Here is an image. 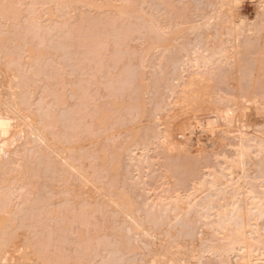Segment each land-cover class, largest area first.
<instances>
[{
	"label": "bare ground",
	"instance_id": "1",
	"mask_svg": "<svg viewBox=\"0 0 264 264\" xmlns=\"http://www.w3.org/2000/svg\"><path fill=\"white\" fill-rule=\"evenodd\" d=\"M97 1H99V0H95V1H93V0L92 1L91 0H0V264H39V263L40 264H63V262H64V261L61 262L60 260H59L60 262L57 261L55 259V257L53 259L49 260V257L45 256L47 258L44 259L43 256L45 255L46 252H48V251L44 250L45 247H47V245L45 247H43L41 245V243L40 244L33 243L35 241V240L33 241V239H32L33 242L31 243V242H29L31 240L27 239V238H29V237H27V235H26L27 241L25 240L26 241L25 242L24 240H22V238H23L22 234H24L26 231L21 233V231H22V230H20L21 225H20V227H18L19 226L18 223L16 224L18 219L16 218L17 219V221H16L14 218H12L13 213H14V211H13L14 209L12 210V208H11L12 205L10 206V204H8V202H9L8 198L11 197L10 195L13 194L14 192H16V194L14 193V195L16 196L18 194L17 191H19V194H18L19 198H20L19 195H22V194H20L21 190H22V193L24 192V190H26V195H28L30 193V195H28V196L33 197V195L38 192V190H37V192H35V191L38 188V184L41 183V181H42V180L39 181V178H41V177H42L41 179H43V182L41 184L47 187V189H45L46 187H44V190L48 191L46 194L48 195V193H51L50 195H48V197H47L48 199L53 200V197L54 198L57 197L56 195H58V194L59 195L60 194L65 195L66 194V195L70 196V197L68 196L69 200L70 199L73 201L76 200V202H74V203L80 202L79 204L83 205L81 207V209L86 208V210H83V211H88L91 213L92 211H95V209H97V208H99V210L104 209V210H102V212H103L102 216H101L102 218L98 217V220H99V218L101 220V225L103 227V230L104 231L106 230V233L108 235L113 234L114 236H116L115 238H118L116 240H118L117 242H119L121 244V246H120L121 251L122 250L128 251V254L132 253V252H133L132 254H134L135 252H140L139 254L141 255V258H142V256H145V255L151 256L150 257L151 260L149 259V261L151 262L150 264H207L208 262L206 263L204 260V258L206 256H208L211 264H264V123H262V125H258L257 123H255L256 121L253 124H251L253 120L252 121L250 120L251 123L248 122L249 119H248V121H246V118L247 117L249 118V117H251L250 115H252V113L250 111H253V114L255 113L253 116H256V114H261V116H264V100L261 99L262 98L261 95H260L261 98H259L260 97L259 94H261V93L258 94L257 93L258 91L253 90V89H255V87H256V89H258V88L262 89L263 87H261V86H264V0H255L254 2H256V4H254V2H253V4L255 5V9H253L254 11H253V17L252 18L245 16L239 10V6H240L239 4H241L240 1H242V0H175L174 4H173L174 0L173 1L171 0V2H169L170 0L169 1L168 0H151V3L153 4L154 9L151 8V10H153V12L151 13L150 23H149V21H147L145 16H144V18L146 19L147 23L150 24L149 26L152 27V30L150 31V33L153 32V34H152V36L151 35H149V36L153 37V35H154L153 40L155 39L157 41V43L155 44V49L153 48L154 53L152 52L153 55L151 56V57H153L152 60H153V65H154V75L155 74L157 75L159 73L158 74V76H159L161 73L163 78L162 79L160 78V79L162 81H164V83L166 84L165 85L166 88L164 90L166 91V89H167L169 91L168 96H174L177 93V91H178L177 89L183 83V81H184L183 77L185 76L186 72H188V71H189V73H190V71L192 72L194 79H195V80H192V82H188V83H190L189 88L190 87L191 88H190L189 92L191 91V93L193 91L192 85H194V89H195V87H197V86H195L196 84H198V86H200L198 88L199 91L202 90V89H200L201 85H199V84H202L203 88L206 85L209 87V84H213V86H211L212 87L211 89L215 90V88H216L215 86L217 85L215 81H217V80L220 81V79H222V81L217 82V83L223 84L225 82L226 85L230 86L229 88L232 87L233 93H231L230 95H228V93H226V91L224 92L223 90L217 88L218 91L224 92V94L222 93L223 95H219L221 93L218 92L219 96L217 98V102H219V103H217L216 100L215 101L213 100L215 102L214 104H216L215 106H217V107L216 108L214 107L215 109H213V107H212V109L210 108L211 110L209 109L210 110L209 113H211V115L208 118H206V116H203L206 119L203 120L202 123L199 121L198 122L205 125L203 127L201 125H199V126H201V128H204L207 126H213L214 123L221 122L223 124V126L225 127L224 130L221 128V130H223L222 131L223 134H225V137L226 136L229 137V138L226 137L224 140H228V143L230 141L231 142L233 141V142L232 143L230 142L228 144L229 151H231L230 152L231 155H227L226 153H221V154L219 153V154L215 155V159H216V162L218 164L217 168H215V167L212 168L210 165L211 169L207 168L202 173V177L200 175L199 179L197 178L198 181L195 180L194 181L195 183L192 181L193 186L191 185L192 187H190L189 192L187 191V193H183V194H181V193L175 194L174 193L172 195L171 194H169V195L164 194L162 197L161 196L157 197V195H155L156 198H154V200L151 199L150 202H147V201H149V199L144 198L147 190L145 192H143L145 189L142 188V187H144V184L142 183L143 180L141 178L142 171L145 170V168H147V170H148L149 166H151L150 164L152 161V160L150 161V159H149L150 157H148V150L146 149V147L144 146V144L141 140V138H143L142 136H144L147 133L146 132L147 130H145V129H144L145 134L141 131V130H143L142 129V125H143L142 122L143 121H137V120H136V122L133 121L134 123L133 124L131 123L132 126L130 125V127L127 126L128 124L126 125L127 129H129L128 130L129 134L127 135V137H130V141L128 140L129 143L125 148L121 147L122 150L124 149L123 151L120 150V146H122L123 142H125L124 140L127 138V137H124L125 135H123L122 138H125V139L123 141L120 140L122 144L121 143H120V145L116 144V146H115V147L119 146L118 149L120 152H115L113 149L115 147L112 146L113 147L112 151H114V152H112V151L110 152V150H109V152L112 154L114 153L113 154L114 158L109 159L110 162L108 160V156H110V155L108 154L109 152H107V150L110 149L111 147L107 149V148L100 145L101 142H103V141L106 142V140L102 141L100 139L101 141H100V144H98V145L101 148H97L96 147L97 145H95L96 143H99V142L91 143L92 148H93V145H95V147L97 148V149L91 148L92 150L95 149L94 150L95 152L94 151L91 152V154L94 153V155L92 154L93 157H91V158L92 159L94 158L93 160H95V162H97L96 164H98L97 168L99 171L97 170V168H95L97 165H94L95 167L93 166V168L90 167V169H89V170H91V168H92L95 172L93 170L89 171L88 169H87L88 171H86V170H84L83 165H82L83 166V168H82V166H81L82 163L80 165H78L79 164L78 161H80V160L77 161V159L75 160L72 158L75 152H76V154L79 152L82 155H84L85 154L84 152H86L85 150L83 151L84 154L81 152V150L83 148H82V144H79V140L81 139L80 137L78 139L73 138L74 142H73L72 138L69 139V137H71V136L69 135L70 133H68L69 129L67 127L71 128L70 125L71 126L73 125L72 124L73 122L71 119H74L73 118L74 116H72L71 118L67 117L68 118V119H66L67 125L62 124V126H63L62 130L67 129L66 131H64L62 133L61 132L62 130L60 129L61 128L60 125H59L60 128H58V126H56L57 127V131H56V128H54L56 122H52L54 125H51L52 123H50L54 119L57 120V117L59 118L60 114L57 117H55L56 113L53 115L54 111L52 113L51 112L52 110H51L50 114H52L55 117V118L53 117V119H52L51 118L52 116H50L49 113L46 114L47 117L45 114L42 115V113H39L40 112V103L37 102V105H35V107H33V108L29 106L31 104L28 103L29 104L28 105L26 103L28 101L27 98H29L28 93H30V94H31V92L37 93L43 87L44 84H48V83H46L48 81L44 82L43 77H41L43 72H40V70L38 72V69L35 70L36 68H34V67H36L34 65L38 64L39 61L41 60V57L44 54V49H45L44 47L45 46L57 48V46H55L53 43L48 42L49 43L48 44L47 42H45L46 41L45 40V34L49 31L56 30V29L57 30H63L64 28H66V26L68 24H70V26H67V29H64V31H63L65 36L64 37L62 36L63 38L69 37V39H70V35H73L71 33L73 29H70L69 27H71L73 25H71L72 22L70 23V21H68V19L70 17H72L70 14V12L72 10H74V9L76 10V8H78V7L79 8L81 7L82 9H83V7H88V8L98 10L100 13L105 12L108 16L115 17V19H116V17H121V16H128L129 17V15L133 12V10L136 9L134 11V13L135 12L138 13L137 16H139L140 19H142L141 14L139 15L140 12H138L137 7L134 8V5H133L134 2L132 3V0H120L119 2H117L115 0H102V3H101V1H99L100 4L96 3ZM116 2H117V4H116ZM139 2H141V1H139ZM170 3H172V4H170ZM179 3L181 4V6ZM176 4H178V5H176ZM143 5H145V4H143ZM173 5H175V6H173ZM197 6H198L199 11L196 10V11H198L196 14L195 9H197ZM200 6H201V9H199ZM140 7H141V5H140ZM192 9H194L192 12H194L196 14V16L197 15L199 16L198 17L199 21L197 20L198 21L197 22L195 19L196 23L194 25H190L189 24L190 21H188L187 23L190 26L185 27V29H183L182 27H180L181 24L185 23V21H187V20H191V22L193 21L191 19V16L193 14H192V12H190ZM142 10H144V9H142ZM142 10L140 9L141 12H144ZM105 13L103 15H105ZM186 13L189 14V15H187L188 19L187 20L185 19L183 22V19H184L183 16H185ZM190 13L192 15H190ZM69 14H70V16H69ZM146 14H147V12H145V15ZM76 15H78V14H76ZM96 15L100 16V14H96ZM196 16H195V18H197ZM66 17L68 19H65ZM185 18H186V16H185ZM80 19H78V20H80ZM108 20L110 21L111 19L108 18ZM142 20H141L139 26H141V23H143L142 25L144 27V24H146V21H144V20L142 21ZM88 21H87V23H88ZM112 22L114 23V21H112ZM185 25H186V23H185ZM75 26L76 27H73L74 29L78 27L76 24H75ZM85 26H87V25H85ZM146 26H147L148 31L146 28H144V29H146L144 31H146V35H147V34H149L147 32H149L150 27L148 25H146ZM140 28L138 30H140ZM135 29H136V27H135ZM77 30L78 29L73 30V31L75 32ZM186 31H190L191 34H193L192 35V36H194V37H192L193 39H190L191 37H189V39L187 38L189 41L188 40H185V41L181 40V38L183 39L184 34H186L185 33ZM135 32H136V30H135ZM93 33H95V32H93ZM143 33L141 32L140 36H142ZM99 34H100V32H99ZM107 34H109V33H107ZM187 34L189 36V33H187ZM80 35L83 36V33ZM111 35H112V33H111ZM149 36L147 35V37H149ZM76 37H78V36H76ZM138 37H139V34L137 35V38ZM185 38H186V36H185ZM139 39L140 38H138V40ZM178 39L181 40V42H183V43H181L180 41L178 43V41H177ZM75 41H74V43H75ZM154 41H153L152 45H150V46H149V44H151V42H149V44H147V46H149L150 49H151V46H154L153 45L155 43ZM58 42H59V40H58ZM186 42H187V44H186ZM140 43H141V40H140ZM50 44H52V45H50ZM64 44H66V43H63V42L61 43L63 48L65 46ZM184 44H186V45H184ZM42 45H45V46L43 47ZM68 45H71V44L68 43ZM68 45H67V47H68ZM144 46H145V43H144ZM93 48H94V45H93ZM144 49H145V47H144ZM146 50H149V49H146ZM151 51H152V49H151ZM148 55L150 56L151 54L149 53ZM87 56H89V55H87ZM114 56H115V54H114ZM138 58H139V56H138ZM152 60H151V62H152ZM42 62H43V60H42ZM149 64H151V63H149ZM24 65H25V67H24ZM132 67H133V65H132ZM149 67H151V66H149ZM149 67H148V69H149ZM156 67H157V70H155ZM23 68L25 69V72L27 73V75L26 74L24 75V72L22 73V71H24ZM40 68H41V66H40ZM136 68H137V66H136ZM134 69H132V70H134ZM141 70H142V68H141ZM152 70H153V68L151 69V72H152ZM127 71H129V70H127ZM131 72H134L131 74H134L133 76H135V71H131ZM137 72H139V70ZM151 72H149V73H151ZM94 73H96V71ZM128 73H130V72H128ZM128 73H125L124 77H126V75ZM140 73H142V72H140ZM149 73L147 72V76ZM143 74H144V76L146 75L145 73H143ZM99 75L101 76V74H99ZM99 75H98V77H99ZM117 75H118V73H117ZM154 75L151 76V74H150V77L152 78V77H154ZM52 76H51V78H52ZM93 76H95V75H93ZM136 76H138V74H136ZM158 76H157L158 79L156 80L155 79L156 77H155V78H153V79H155L153 81H155V82L159 81V77H161V76H159V77ZM188 76H189V74H188ZM190 76L193 77L192 75H190ZM48 77H50V76H48ZM55 77H56V75H55ZM140 77H141V79L138 80ZM44 78L47 79V76L45 75ZM80 78L81 77H79V80H80ZM95 78H97V77H95ZM118 78H120V77H118ZM143 78L144 77L142 76V74H140V76L135 77V78L132 77V80L134 79V81H135V79H136V81H137L136 84H135L136 81L135 82L133 81L134 82L133 84L131 83L132 86L135 84L134 88L132 87V89L133 90L137 89V90L135 91L136 92L135 96H133V95H131V96H133V98L136 97V95H137V98H139V96H140V98L138 100L142 99V97H143L142 95L145 94L146 90H148L149 86H150V85H148L149 81L147 84V82H145V79H143ZM61 79H63V78H61ZM61 79L59 78L60 81H61ZM103 79H104V75H103ZM147 79H148V77H147ZM191 79H193V78H191ZM199 79H201L202 81H204V79H205V81L202 82ZM87 80H89V78H87ZM67 81H68V79H67ZM94 81L95 80H93L92 82H90V81L89 82L92 85V83ZM153 81H152V84H153ZM181 81H182V83H180ZM199 81H200V83H199ZM43 82H44V84H43ZM63 82L61 84H64ZM214 82H215V84H214ZM249 82H251V84H249ZM252 82L255 84H256V82H259V83L256 84L257 86L251 87L252 89H249V88L247 89L246 87H249L247 85H252ZM90 83H89V85H90ZM98 83H99V81H98ZM55 84H52V85L55 86ZM157 84H159V82H157ZM160 84H161V81H160ZM160 84H159V86H160ZM64 85H67V84L65 83ZM71 85H73V84H70L68 86H71ZM74 85H75V83H74ZM53 86H52V88H53ZM62 86L63 85H61L60 87H62ZM68 86H67V88H69ZM79 86H81V84H79ZM79 86H78V88H79ZM100 86H101V84H100ZM155 86H158V85L155 84ZM44 87H45V85H44ZM46 87H47V85H46ZM73 87L70 88L69 90L67 89L66 92H68L69 97H74L71 99L75 100L77 97H80L78 95L76 96L79 89L76 86H73ZM87 87H88V85H87ZM97 87L98 86H96V88ZM113 87H116V85ZM38 88H40V89L38 90ZM64 88L65 87L59 88V89L63 90ZM75 88L78 91H76ZM92 88H93V85H92ZM104 88L105 87H103V85H102V89H104ZM181 88H182V86H181ZM223 88L224 87H222V89ZM55 89L53 88V90H55ZM81 89H82V86H81ZM153 89H154V87H153ZM224 89H226V88H224ZM49 90H50V88H49ZM65 90H66V88L64 89V91ZM84 90H85V88H84ZM86 90H87V88H86ZM88 90H90V89H88ZM151 90H152V88H151ZM197 90H194V91L196 93H199V94H196L195 92L194 93L196 95H199V96L202 92L205 93L207 91L206 87L204 88V90L202 92H199V91L197 92ZM232 90H230V91L232 92ZM242 90H245V91H242ZM250 90H251V92H249ZM252 90H253V92H255L254 94H251ZM44 91H46V90H44ZM81 91H80V93H81ZM183 91L185 94L184 87H183ZM260 91L264 92L262 90H260ZM96 92H94V93H96ZM106 92L108 94V91H106ZM149 92H150V90H149ZM158 92L159 91H157L156 93H158ZM45 93L47 94V91ZM80 93H79V95H80ZM82 93H83V91H82ZM89 93H91V92H89ZM117 93H119V92H117ZM159 93H161V92H159ZM194 93L192 95H195ZM214 93H216V92H214ZM30 94H29V96H30ZM49 94H52V92L50 93V91H49ZM85 94L83 96H86ZM112 94H115V93L113 92ZM128 94H129V92H128ZM166 94H167V92H166ZM189 94H188V96L190 98ZM206 94H208V93L206 92L204 95L206 96ZM225 94H227V95H225ZM47 95H46V97H47ZM90 95H92V94H90ZM103 95H106V94H103ZM111 95H109V96L111 97ZM118 95L120 96V94H118ZM153 95L154 96H152L151 98H153V97L155 98V94H153ZM164 95H165V93H164ZM186 95H187V92H186ZM192 95H191V97H192ZM214 95H211V97ZM256 95L259 96L258 97L259 99L257 98ZM55 96H56V94L54 95V97ZM60 96L65 97V96L59 95V97ZM81 96H82V94H81ZM122 96L124 99V95H122ZM158 96L159 95H157V97ZM205 96H203V98H205V101H206V99H208V101H209L210 96H207L208 98H206ZM93 97H90L89 99H91V98L93 99ZM95 97L99 98L100 96L98 97L97 95H95ZM110 97H109V99L106 100V102H105L106 104L104 103V105H103L104 107L103 106L101 107L102 104L100 105V103H98V104L93 103L94 106L95 105H96V107L99 106L98 109H94V107H92V106L89 108L90 110L88 113L92 114V115L89 114L90 117L93 118L92 123H94V121H95L97 124H93V125H96V127H97V125H99V127H97V128H101L99 130H102L103 128L105 129L108 127L109 117L112 116V113L115 110H119L122 107V102L123 103L130 102V101H128V99L127 100L124 99V101L120 102L119 101L120 99L119 100L117 99L118 96H117V98H114V99L113 98L110 99ZM149 97H147V98L150 99V102H151L152 99ZM162 97H163V94L161 93V97H160L161 99L165 100L167 98L166 97L164 99ZM180 97H181V93H180ZM83 98L84 97H82V99ZM101 98H102V96H101ZM173 98H175V97H173ZM183 98H185V97L183 96ZM189 98L188 97L186 98V102H187V100L189 101ZM34 99H36V98H34ZM63 99H65V98H63ZM68 99L69 98L67 97V100ZM77 99H79V98H77ZM103 99L105 100L104 97H103ZM136 99H135V101H137ZM197 99H199L198 96H197ZM39 100L41 102V100L43 101L44 99H43V97L42 98L40 97ZM81 100H79L80 103L82 102ZM95 100H97V99H95ZM95 100H93V101H95ZM104 100L101 102L103 103ZM163 100H161V101L164 102V104H167V103H165L167 101H163ZM200 100H201V96H200ZM32 101H34V100L32 99ZM83 101H84L83 103H85V101H87V100L83 99ZM140 101H138L139 103L138 102L136 103L139 105V106L137 105L138 106L137 108L141 107V109L139 108L140 111L143 110V107L144 108L149 107V106L143 105L146 102H143V104H142V101H145L144 99H142L141 102ZM157 101H160V100H157ZM179 101H180V99H179ZM202 101H204V100H202ZM205 101L203 103H205ZM29 102H30V100H29ZM97 102H100V101L97 100ZM134 102L132 103L133 105H134ZM153 102H156V101H153ZM173 102H174V100H173ZM181 102H182V104L184 103L182 100H181ZM189 102L191 103V100ZM192 102H194V101H192ZM65 103H63V104H65ZM71 103H72V101H70V104ZM63 104H62V108H61L62 110L60 109L61 111H59V113L65 112L66 110H69L68 108H69L70 104L66 103L68 105V108ZM74 104H76V103H74ZM147 104H149V100H148ZM43 105L45 106L46 102H45V104H42V106ZM79 105L81 106V104H79V102H78V105H76V106L79 107ZM123 105L126 107L125 104H123ZM156 105H159L160 109H162L161 107H163L162 106L163 103H161V104L158 103ZM171 105H172V103H171ZM192 105H193V103H192ZM192 105H190V106H192ZM210 105L213 106L211 103H210ZM49 106H51V105H49ZM49 106H47V109ZM63 106H65V107H63ZM174 106H176V108H177L176 103ZM190 106L187 105V107H190ZM205 106H207V105L205 104ZM72 107H74V106H72ZM154 107H155V105H154ZM197 107H201V106L199 105ZM132 108H134V107H132ZM151 108H153V107L151 106ZM173 108H171V109H173ZM176 108H174L175 110L173 109L174 110L173 114H172L173 118L170 116L172 119L167 114V116L171 119V121L174 119L173 124L175 125V127H177L175 130V133H174V131L172 132L173 134H175L174 136H176V132L182 131L181 130L182 127L179 129V125L180 124L182 125L183 124L182 122L184 120V115H183L184 110L182 109L183 113H181L182 111H180L179 108L178 109H176ZM41 109L43 110L44 108H41ZM184 109H186V108H184ZM194 109L195 108H193V110ZM74 110L75 109L73 108V111ZM91 110H92V112H90ZM96 110L100 111V112H96ZM136 110L137 109H135L134 111L136 112ZM178 110L180 112H177ZM189 110H191V109H189ZM206 110H208V109H206ZM145 111L147 112V110H145ZM165 111H166V109H165ZM78 112H79V110H78ZM121 112L122 111H120L119 113H121ZM174 112H176V114ZM204 112H207V111L204 110ZM204 112L202 113V115H205ZM74 113H73V115L76 114V113L75 114ZM98 113H99V115H98ZM114 113H116V112H114ZM136 113L139 114L138 111ZM209 113H207V114H209ZM247 113H250V114H247ZM40 114L42 115V117L40 116ZM68 114H69V112H68ZM82 114H83V112H82ZM185 114H187V113L185 112ZM194 114H197V113H194ZM77 115L78 114H76L75 116H77ZM85 115H83V116H85ZM96 115H98L99 117H97ZM117 115H120V114H117ZM174 115H176V116H174ZM187 115H185V116H187ZM44 116H45V118L49 117L48 118L49 120H50V118L52 119L48 123L50 125L47 126V123H45V122L48 119L44 120L45 119V118H43ZM88 116H86V117H88ZM95 116H96V119H95ZM258 116L261 119V116L260 115H258ZM40 117L43 118V121L41 120ZM136 117H138V115H136ZM142 117H144V116L142 115ZM148 117L152 118V115L150 116L148 114ZM176 117L177 118L182 117L181 118L182 122L180 123V121L178 119H176ZM84 118L85 117H83L82 119H84ZM113 118L114 117H112V120H113ZM134 118H135V116H134ZM154 118H156V121L158 120L157 116ZM154 118H152V119H154ZM252 118L253 117H251V119ZM60 119H58L57 121H59ZM117 119H121V117H119ZM143 119H146L145 121L147 122V119H148L147 114H146V118H143ZM143 119H141V120H143ZM152 119H151V121L148 120L149 124H151V122L154 121L155 124L152 123V125H156V123L158 121L157 122L155 120L152 121ZM185 119H186V117H185ZM63 120H65V119H63ZM69 120L72 123H70ZM76 120H77V117H76ZM79 120H81V118L80 119L78 118L77 121H79ZM85 120H86V118H85ZM88 120L86 122H88ZM188 120L190 121L191 119H188ZM111 121H109V122H111ZM161 121L163 123V121H164L163 117H162ZM167 121H168V119H167ZM174 121H177L178 123L174 122ZM59 122L61 123V121H59ZM146 122L144 124H146ZM261 122H263V121H261ZM169 123H170V121H169ZM57 124H59V123L57 122ZM68 124H70V125H68ZM76 124H78V123H76ZM84 124H86V123H84ZM87 124H90V123H87ZM190 124H192V123H190ZM190 124H189V126H190ZM185 125H187V124L185 123ZM75 126H77V125H75ZM82 126H79L80 130H82L81 129ZM173 126L170 127V129L171 128L175 129V127H173ZM49 127H51L50 130L52 131V133H51V131H49V129H48ZM86 127L88 128V126H86ZM93 127L95 128V126H93ZM150 127H151V125H150ZM197 127H198V125H197ZM44 128L48 129L49 134H47V131ZM63 128H65V129H63ZM77 128H78V126H77ZM83 128H84V126H83ZM108 128H110V127H108ZM113 128H114L113 130H117V127L115 128L113 126ZM120 128H121V126H120ZM123 129L119 130V131H123V133H124L126 129L124 127H123ZM147 129H149L148 125H147ZM167 129H169V128H167ZM177 129H178V131H177ZM187 129H189V128L187 127ZM198 129H200V128L198 127ZM44 130L48 136L43 133ZM92 130H93V132H95L94 129H92ZM110 130H112V129H110ZM113 130H112L111 134L115 133V131L113 132ZM190 130L192 131V129H190ZM201 130H200V132H201ZM207 130L209 131V129H207ZM58 131H60L61 134ZM70 131H71V129H70ZM73 131L75 132L74 128H73ZM164 131L165 130H163V133H164ZM184 131H185V129H184ZM208 131L206 133H208ZM76 132H75V134H76ZM85 132H86V130H85ZM160 132H162V131L160 130ZM160 132L158 133L159 135L155 134V132H150L151 133L150 138H155V139H158V141L159 140L163 141V139H159V137L163 136V133H162V136H160L161 135ZM193 132H195V129L193 130ZM64 133H66V134L64 135ZM101 133H103V132H101ZM101 133H97V131H96V134H99L100 137L103 136L101 138H104V136H106V135H101ZM123 133H121V134H123ZM167 133L169 134V131ZM186 133H188V130L186 131ZM58 134H60L61 136L59 137ZM62 134L64 136H66L68 134V137H66L67 139H62L63 142L60 141ZM82 134L84 135L83 132H82ZM126 134H127V131H126ZM173 134H170V136L167 134H165V135H167L173 139V137H172ZM74 135H72V136L74 137ZM83 135H81V136H83ZM85 135H86V133H85ZM181 135H182V133H180V136ZM64 136L62 138H64ZM77 136H75V137H77ZM92 136L90 137L91 138L90 140L93 139L92 142L99 141V140H96V138H94V136L93 137ZM182 136H181V138H182ZM96 137H97V135H96ZM109 138L110 137L108 136V139ZM205 138L206 137H204L203 140H205ZM98 139H99V136H98ZM113 139H114V137H113ZM145 139L146 138L144 137V140ZM165 139L166 138L164 137V140ZM174 139L177 141V139L175 137H174ZM174 139H173V142L175 141ZM58 140L62 143H60ZM83 140H80V142L86 143L88 141V139L86 141L85 140L83 141ZM167 140H169V139H167ZM182 140H180V142L182 141L181 144H183V146L185 144H187V143L184 144V141L186 142L187 140H184L183 138H182ZM75 141H78V142H76L77 146L82 148V149L78 148V149H80V151H78V149L76 148L77 147L76 144H73V143H75ZM110 141L112 142V140H110ZM149 141L150 140H148V142ZM158 141H156V142H158ZM195 141H198V143H199V141H201V140H195ZM56 142H57V145H58V143H60L62 145V147L56 148L55 147ZM105 142L102 143V145H104V146L108 145L107 143H109V142H107L106 145H105ZM148 142H146V143H148ZM165 142H166V140H165ZM167 142H170V141H167ZM173 142H172V144H173ZM139 143H141L143 145H141ZM160 143L162 144V142H160ZM174 143L176 144L177 142H174ZM175 144H173V146ZM200 144H202V143H200ZM207 144H208V142H207ZM225 144H227V143H225ZM164 145H168V143L167 144L165 143ZM83 146H85V144ZM87 146H88V144H87ZM108 146H110V143ZM173 146L171 145V147H172L171 150H172V152L175 153V150L173 151ZM175 146H174V149H175ZM191 146H192V143H191ZM202 146H204V145H202ZM33 148H35V150H36V148H41V150H42V152L39 150V152H41V153L39 155L40 159L37 157L39 159V161L37 159L38 162L37 161L36 162L35 161L29 162L28 160L31 158H28V160L26 158V160H25V158H24L25 156H23L24 155L23 151H25L26 149L27 150L32 149V153H30V154L33 155V153L35 152V150ZM87 148L88 147H86V149ZM186 148H188V147H186ZM74 149H77V151ZM137 149H138V152L135 153L134 150L137 151ZM178 149H176V150H178ZM183 149L180 150V152H182V155H183ZM190 149L192 151L195 148H190ZM199 149H200V147H199ZM72 151H73V153H72ZM159 151H160V149H159ZM163 151H165L164 147H163ZM163 151L161 153H163V154L165 153V155H167V153L163 152ZM193 151L195 152V150H193ZM36 152H37V150H36ZM176 152H179V151H176ZM180 152H179V154H180ZM87 153H88V151H87ZM76 154L74 156L75 158L77 157ZM91 154H89V155H91ZM112 154H111V156H112ZM124 154L126 155V161L128 159L127 166H129V168H130V171L124 170V172L128 171L129 174L130 173L133 174L135 172V174L132 177L129 176L130 178H127L129 180V185H131L133 187V188L130 187L131 188L130 190L135 191L134 188L138 190V193H136L135 198L133 197L131 192H128L129 188H128V190H126V189L116 188V185H114V186L110 185L111 187H115V188H110V186H108L109 181H111V178L113 177L110 174L115 176L116 172L119 169L123 168L120 165L122 163V158H123ZM175 154L172 153V155H175ZM179 154H178V156H179ZM187 154H185V157H183V159L182 158L181 159L187 160L188 159ZM191 154H192V156L194 155L193 152H191ZM198 154H200V153H198ZM35 155H37V153ZM85 155L88 156V154H85ZM196 155H197V153L195 154V157H196ZM31 156H29V157H31ZM84 156L82 157V160H83ZM87 156H85V157H87ZM79 157H81V155ZM162 157H164V156H161V158ZM170 157H171V159L175 158V156L173 158H172V156H170ZM169 158H168V160L170 161ZM35 159H36V157H35ZM89 159L90 158L88 156V159H86V160H89ZM181 159H179V160H181ZM197 159H198V155H197ZM86 160H85V162H87ZM93 160H91V162ZM179 160H178V162H179ZM190 160H192V157ZM193 160H194V157H193ZM75 161H77L78 164H76ZM173 161L177 162V160H174V159L171 162H173ZM184 162L181 164H183V165L187 164L186 166H188V164H190L189 161H188V163H186V162L184 163ZM31 163H33V164H31ZM90 164L93 165V162ZM164 164H163V166H164ZM86 165H85V169L90 166L89 165L88 167H86ZM171 166H172V164H171ZM194 166H196V164L195 165L193 164V166H191V167L195 168ZM79 167L82 169H80ZM119 167H121V168H119ZM178 167H181V165H179ZM175 168H176V166H175ZM193 168H191V169H193ZM252 168H253V170H252ZM172 169L174 170V168H172ZM177 169L179 170V168H177ZM177 169H176V171H177ZM101 170L104 172H100ZM131 170L133 173L131 172ZM167 170H168V168H167ZM167 170H166V172H167ZM183 170L185 171V169H183ZM105 171L108 173L106 174ZM122 171H123V169H121V172ZM97 172H99V173H97ZM189 172H191V170ZM102 173H103V175H104V173H105V175L109 174L108 175L110 177V179H108L109 181L107 180V178H109V177L106 176L107 177L106 183H108L107 185H106L105 181L104 182L100 181V179L101 180L105 179V177L102 175ZM182 173H183V171H182ZM98 174L102 175L103 178L100 177ZM191 174L192 173H190V176H191ZM96 175H97V177L99 176L100 179L97 178ZM118 175H119V173L117 174V176ZM117 176H116V179H117ZM37 177H38V179H36ZM94 177H96L97 180ZM114 178L115 177L112 178V180H113L112 182L115 181ZM123 178L120 179V182H123V181H121V180H123ZM194 178H195V176H194ZM98 179L101 183L97 182ZM127 179L125 181L126 183H128ZM37 180L39 181V183H37ZM179 180H180V178H179ZM141 183L143 186L141 185ZM111 184H114V183H111ZM115 184H117L116 181H115ZM129 185H127V186H129ZM125 187H126V185L123 186V188H125ZM44 190H42V191H44ZM40 191H41V189H40ZM133 191H132V193H133ZM44 192H46V191H44ZM135 192L133 194H135ZM9 193H10V195H8ZM44 195H45V193H44ZM44 195H41V196H44ZM38 196H40V195H38ZM61 196H60V198H61ZM145 197H147V196H145ZM13 198H14V196L12 197V199ZM15 198H14V200H16ZM19 198L16 200V202L20 201L22 199L21 198L19 200ZM24 198L25 197L23 196V200H24ZM41 198L42 197H40V199ZM141 198H143V199H141ZM26 199H27V201L29 200L28 197ZM36 199L38 202L39 198H36ZM31 200H35V198H33ZM51 200H48V203H47L48 205L46 206L45 204L47 201H44V197H43V201L45 203L44 208H47L48 206H49L48 208L52 207L49 205V203L52 202ZM49 201H51V202H49ZM53 201L56 202L57 198L54 199ZM22 202H24V201H22ZM37 202H34V205ZM61 202H64V201H62V198H61L60 203ZM200 202H203V204L205 203V205H204V208H202L200 211H197L194 208H196L197 205L201 206ZM18 203L15 205H18ZM20 204L22 205L21 201H20ZM26 204H28V203H26ZM64 204L65 203H63V205ZM71 204H73V203H71ZM23 205H25V204H23ZM37 205L39 206L38 203H37ZM66 205H70V204H68L66 202ZM141 205H144L145 210H147L148 213H146V214H150L149 217L147 216L149 219V224H151L152 220L158 219L160 216L161 217L164 216V219L166 217L167 220H169V219L173 220V222L169 220L170 222H172V224L167 223L168 224L167 225L166 223H164L166 225V227H164L165 228L164 230L161 231V229H160V232H159V230H156V228H153V229H155V231H153L151 228L153 226L150 227L148 223H147V225H145L146 222H148V221H146L147 217H145V218L143 217L145 211L143 213V216H141L142 212H143V210L140 209V207H139ZM41 206H43V205H41ZM57 206H60V204H58ZM77 206H79V205H77ZM29 207H27V209ZM55 207L56 206L53 205L52 210ZM63 207H65V206H61V208H63ZM100 207H102V209ZM144 207H142V208H144ZM38 208L40 209V207H38ZM38 208L36 207V209H38ZM27 209L26 210L24 209V210L27 211ZM33 209L35 210V208H33ZM42 209H43V207L41 208V210ZM65 209H61L64 211L62 212V216L59 215V217H64L63 221L66 223L64 224V223L60 222L61 224H59V225L57 224L55 226L53 224L51 229L55 230V231L54 230L53 231L55 233H57L56 234L57 237L59 235L61 236V232L65 233L63 231V230H65L64 228H66L68 225H70L73 220L78 218L82 223H79L80 227L78 228L77 227L78 223H76L77 220L74 221L77 224L76 230L74 229L75 232H73V233L70 232L74 235V237H73L74 242H72L73 239H71L70 242H71V244L72 243L73 244L72 245L69 244V246L71 248L84 246V245H81L80 243H81V241H82V243L84 242L83 239L86 237L85 236L86 234L84 233L85 230H83L81 227H83L82 225H84V224H87L89 226L90 224H92V221L90 220L91 222H85V221H87V219L82 221L81 218L85 217V216H83L85 213L81 212L82 214L81 213L79 214L78 211H80V210H78L77 211L78 215L82 216L81 218H79V216H74L77 214H73L72 209H71L72 212H70V211H68L69 208H67V212H70L71 214H73V216H71V217H73L72 218L73 220L70 219L71 223L69 224L68 222H70V220H69L68 216L70 217V213L63 216L65 214L64 212L66 211ZM73 209L75 210L76 208L74 207ZM16 210L20 211V209H17V208H16ZM47 210L49 211V214L52 213L51 216L54 214V212L51 211V209L50 210L47 209ZM54 210H56L57 212L59 211V210H57V207ZM21 211H23V210H21ZM45 212L43 213V211H42L43 216L41 215V217H40L41 220H42V217L47 216V214H45ZM57 212L55 214H58ZM74 212H76V211H74ZM191 212H194L196 214L195 218L197 221L196 223L198 224V230H196V227H195L196 231L193 228H192L193 231L189 230L190 226H187V225H190V224H188V221H187V223L186 222L179 223L180 221H183V220L186 221L187 218L189 220L190 217H187V216L190 215ZM37 213L40 215L39 211ZM18 214H19V212H18ZM16 215H17V213H16ZM32 216H33V214H32ZM88 216H91V215H88ZM88 216H86V217H88ZM98 216H99V214H98ZM16 217H18V215ZM25 217H24V220H26ZM35 217H36V215H35ZM65 217L68 218L67 220H69V221H67V220L65 221ZM138 217H140V219H142V220H140L141 223H140V221L139 222L137 221V219H139ZM141 217H143V218H141ZM52 218H54V217H52ZM192 218H194V217H192ZM143 219H145L144 223H143V221H144ZM21 220H22V218H21ZM24 220H23V222H21V224L24 223L25 226L27 227ZM47 220H46V223L48 221H50L51 219L48 221ZM150 220H151V222H150ZM191 220H190V223H192ZM36 221H37V219H36ZM59 221H60V219H59ZM94 221L97 222L96 219ZM94 221H93V223H94ZM165 221H166V219H165ZM169 221H166V222H169ZM26 222H28V221H26ZM157 222L158 221L156 220V223ZM177 222H178L179 227L175 226V225H177V224H175ZM51 223H52V221H51ZM154 223H155V221H154ZM159 224H161L160 221H159ZM173 224H175V225H173ZM193 224H192V226H193ZM43 225H44V223H43ZM64 225L66 227H64ZM22 226H23V224H22ZM25 226H24V228H25ZM88 226H87V232L86 231L85 232L87 233V237L89 236L90 238H92V235H94L93 233H95V231L93 232L92 230H95V229H89V231H88ZM95 226H93V227H95ZM84 227H85V225H84ZM97 227H99V226L97 225ZM97 227H95V228H97ZM162 227L163 226H160V227L158 226V228H162ZM18 228H19L20 232L17 230ZM31 228H28V229H31ZM89 228H91V227L89 226ZM101 228L99 227V229H101ZM71 229L72 228L70 227V230ZM99 229H98V231L100 232ZM109 229L112 230V232L109 233ZM53 231L51 230V232H53ZM49 232H50V230L48 231V234H50ZM54 232H53V235H54ZM90 232H93V233H90ZM48 234L45 233V236H47ZM72 234L67 235V236H71ZM90 234H92V235H90ZM153 234H156V236H154ZM28 235L30 236L32 234H29V232H28ZM95 235H97V233H95ZM108 235H107V237H108ZM37 236H38V234H37ZM60 236L58 238L61 239ZM67 236H66V239H68ZM181 237H183L182 240L185 237H187V238H185L187 241L183 240L184 243L181 242V240H180ZM35 238H36V235H35ZM38 238H40V237H37V239ZM50 238H52V237H50ZM54 238L56 240V237H53V240H54ZM58 238H57V240H58ZM90 238H89V240H90ZM126 238H127V240H126ZM145 238H148V239H145ZM154 238L157 239L155 241L159 240V242L156 243L154 241ZM98 239L99 238L97 237L96 242L99 241ZM110 239H111V237H110ZM178 239L180 240V242L178 241ZM49 240H52V239H49ZM55 240L53 242H55V244H56ZM62 240H63V238L59 241H62ZM64 240H65V238H64ZM64 240H63V242H64ZM103 240L101 239V241H103ZM105 240L107 241V239H105ZM116 240L114 239L115 242H116ZM87 241H85L84 243L85 244L89 243ZM91 241H90V244H92ZM39 242H41V241H39ZM92 242H94V241H92ZM111 242H112V240H111ZM65 243H67V241ZM95 243H93V245ZM99 243H100V241L97 243V245H99ZM112 244H113V242H112ZM112 244L110 243V245H112ZM56 245H55V247H56ZM59 245L63 246V244H59ZM67 245L68 244H66V246ZM97 245H95V246H97ZM107 245H109V244H107ZM69 246H67L68 249H69ZM48 247H51V246H48ZM87 247H88V249L87 248L86 249L88 251L89 245ZM90 247H91V245H90ZM114 247H115V245H114ZM114 247H113V250H114ZM63 248H64V246H63ZM102 248H104V247H102ZM117 248L119 249V247H117ZM42 249L44 250L45 253L43 252ZM68 249H66V250H68ZM75 249H74V251H75ZM80 249L84 250L85 248L83 247V249L82 248H80ZM50 250L51 249H49V252H50ZM63 250H61V252ZM103 251H104V249H103ZM42 252L44 253V255H42L43 254ZM51 252H52V250H51ZM76 252H75V254H76ZM96 252L97 251H95V253ZM115 252H118V251L116 250ZM145 252H147V253H145ZM85 253H86V251H85ZM78 254H77V257H79V255H80V254L79 255ZM109 254H111V252H109ZM125 254H126V252H125ZM136 254H138V253H136ZM53 255H56L55 252L53 253ZM61 255H62V253H61ZM61 255H60V257H61ZM68 255H70V254H68ZM83 255L87 256L86 254L83 253L82 257H84ZM113 257H114V253H113ZM117 257H119V256L117 255ZM136 257H137V255H136ZM42 258L45 260V262H44V260H42L43 262L41 261ZM69 258H70V256H69ZM75 258H76V256L73 258V260ZM91 258L93 259V257H91ZM144 258H146V257H144ZM47 259L49 261H47ZM61 259H63V258L61 257ZM65 259H67V258H65ZM111 259H110V262H108L107 264L112 262ZM118 260H117V262H118ZM203 260H204V262H203ZM65 262H66V260H65ZM81 262H79V263H81ZM145 262H147L149 264L148 260ZM210 262H209V264H210ZM86 263H87V261H86ZM100 263H103V262H100ZM138 263H139V261H138ZM64 264H66V263H64Z\"/></svg>",
	"mask_w": 264,
	"mask_h": 264
},
{
	"label": "rangeland",
	"instance_id": "2",
	"mask_svg": "<svg viewBox=\"0 0 264 264\" xmlns=\"http://www.w3.org/2000/svg\"><path fill=\"white\" fill-rule=\"evenodd\" d=\"M92 1V0H91ZM93 1H95V0H93ZM99 1H101V3H102V0H99ZM99 1H97L96 3H98V4H100V2ZM115 1H117V2H119L120 0H115ZM139 1H141V2H139ZM169 1V0H168ZM173 1V0H172ZM255 0H242V1H240V3L241 4H239L240 6H239V10L245 15V16H248V17H253V9H255V5L254 4H256V2H254ZM117 2H116V4H117ZM134 2V8H136L137 7V9H138V12H140L139 13V15L141 14V18L144 20V21H146V19H147V21H149V23H150V20H151V13L153 12V10H151V8L152 9H154L153 8V4L151 3V0H132V3ZM169 2H171V0L169 1ZM174 2H175V0L173 1V4H174ZM253 2H254V4H253ZM115 3V2H114ZM143 4H145V5H143ZM170 4H172V3H170ZM180 4V3H179ZM140 5H141V7H140ZM152 5V6H151ZM176 5H178V4H176ZM173 6H175V5H173ZM180 6H181V4H180ZM140 7V8H139ZM143 7V8H142ZM81 8V7H80ZM79 7L78 8H76V10L74 9V10H72L71 12H70V14H71V16L72 17H68L67 15V17L69 18H65V19H68V21H70V23L72 22V24L71 25H73V26H71V27H69L70 29H73V30H76V29H78L77 31H73L72 30V34L73 35H70V39H69V37L66 39V38H63L65 35H64V33H63V31H64V29H67V26H70V24H68L67 26H66V28H64L63 30H52V31H49V32H47L46 34H45V42H49V43H53L55 46H57V48H55V47H48V46H45V45H42L45 49H44V54L42 55V57H41V60L39 61V63L38 64H36V65H34V66H36V67H34V68H36L35 70H37L38 69V72H39V70H40V72H43V74H42V76L41 77H43V81L44 82H46V81H48V82H46V83H48V84H44V82H43V84L45 85V87H44V85H43V87L40 89V88H38V90L41 92H31V94L30 93H28V97L29 98H27V104L29 103V104H31V105H29L30 107H35V105H37V102L38 103H40V112L39 113H42V115L43 114H48L49 113V115L50 116H52L51 118L53 119V115L56 113V116L55 117H57L59 114H60V116H59V118L57 117V120L58 119H60L59 121H61V123L59 122V121H57V120H52L51 118H50V120H52L50 123H52V122H56L55 123V127L54 128H56V131H57V127L56 126H58V128H60V126H61V130H62V124L64 125V124H66L67 122V120L66 119H68L69 117L71 118L72 116H74L73 118L74 119H71L72 120V122H70V120H69V122L70 123H72L73 125L71 126L70 124H68V125H70V127L71 128H69V127H67L69 130V132L68 133H70L69 135L71 136V137H69V139L70 138H72V140H73V138H81L80 140H87L88 139V141L86 142V143H82V142H80V140H79V144H82V148H80L79 146H77V144H76V142H78V141H75V143H73V144H76V148L78 149V148H80V149H82L81 150V152L83 153V151L85 150L86 152H84L85 154H88V156H89V160H86V159H88V156L87 155H85L84 153V155L85 156H87V157H85L84 155H82L81 153H77L76 154V152L74 153V155H73V159H77V161L78 160H80V161H78V163H77V161H75L76 162V164H78V165H80L81 163V166L83 165L84 166V170H86V171H88L89 169H90V167H92L93 168V166L94 165H97L95 168H97L98 167V164H96L97 162H95V160H93L91 157H93V155H94V153H92L91 154V152H93L94 150H92L93 148H101L98 144H100V141L102 140H106V142L105 141H103V142H101V146H103V147H105V148H110V149H108L107 150V152H109V150H110V152L112 151V148L113 147H115L116 146V144L117 145H120V143H121V141L120 140H124L125 138H122L123 137V135H125L124 137H127V135L129 134V129H127V126H129L130 127V125H131V123L133 124L134 122L133 121H135L136 122V120L137 121H143L142 123H143V125H142V129L143 130H141L144 134H145V130H147L146 132V134L144 135V136H142L143 138H141V140H142V142H143V144H144V146L146 147V149L148 150V157H150L149 159H150V161H151V166H149V168H148V170H147V168H145V170H143L142 171V173H141V178H142V180H143V184H144V187H142V188H144L145 190L143 191V192H145L146 190V193H145V196H147V197H145L144 196V198L146 199H149V201H147V202H150L151 201V199H153L154 200V198H156L155 197V195H157V197H159V196H163L164 194L166 195V194H176V193H181V194H183V193H187V191L189 192L190 191V187H192L193 185H192V181L194 182L195 180H197L198 181V179H199V177H200V175H201V177H202V173L208 168V169H211V167L213 168V167H215V168H217V162H216V159H215V155H217V154H221V153H226L227 155H231L230 154V152L231 151H229V146H228V144L231 142H229L228 143V140H224L226 137H225V134H223V130L225 129V127L223 126V124L221 123V122H217V123H214L213 124V126H207V127H204V128H201V126L203 127V126H205V125H203V124H201L202 123V121L203 120H205L206 118H208L210 115H211V113H209L210 112V110L212 109V107H213V109H215L217 106H215L216 104H214L215 102V100H216V102H217V98H218V96L219 95H223L224 94V92L226 91V93H228V95H230L231 93H233V90H232V87L231 88H229L230 86H228V85H226V83L224 84L223 82V84H219V83H217V82H220V81H222V79H220V81H215L216 82V88H215V90L214 89H211L212 87L211 86H213V84H209V87L206 85V86H204V88L206 87V89H207V93L208 94H206V96L204 95L205 93H203L202 91L204 90V88H203V86H202V84H199V85H201V88L200 89H202L201 91H199V87L200 86H198V84H196L195 86H197V87H195V89H194V85H192L193 87H192V89H193V91H192V93H191V91L189 92V90H190V88H189V84L190 83H188V82H192V80H195L194 79V76H193V74H192V72L190 71V73H189V71L188 72H186V74H185V76L183 77L184 78V81H183V83H182V81L180 82V83H182L181 84V86H182V88H181V86H179V88L177 89L178 91H177V93L174 95V96H168L169 94V91L166 89V91L164 90L165 88H166V84L164 83V81H162L161 79L163 78V76L161 75V73H160V75L159 76H161V77H159L158 76V74L155 76L154 75V65H153V57H151L152 55H153V53H154V49H155V44L157 43V41L155 40H153V38H154V35H153V37H151L152 36V34H153V32L152 33H150V31L152 30V27H150L149 25V23H147V21H146V24H144V27H143V23H141V26H139L140 25V22H141V20L142 19H140V17L139 16H137L138 15V13H134V11L136 10H133V12L129 15V17L128 16H121V17H116V19H115V17H112V16H108L105 12V15H103L104 13H100L98 10H96V9H92V8H88V7H83V9L81 8L80 9ZM150 8V9H149ZM140 9L142 10V9H144V10H142V11H144V12H141L140 11ZM149 9V10H148ZM199 9H201V6L199 7ZM194 9H192L190 12H192ZM196 10H198V6H197V9H195V13L197 14V12L199 11H196ZM83 11V12H82ZM87 11V12H86ZM89 11V12H88ZM95 11V12H94ZM98 12V13H97ZM145 12H147V14L145 15ZM95 13V14H94ZM150 13V14H149ZM194 12H192V14L190 13V15H192L191 16V19L193 20L192 22H191V20H187L188 19V17H187V15H189L188 13H186V18H185V16H183L184 17V19H183V22H184V20L186 19L187 21H185V23H186V25H185V23H183V24H181V26L180 27H182L183 29H185V27H188V26H190V25H194L195 23H196V21L198 20L199 21V16L197 15L196 16V14H195ZM70 14H69V16H70ZM76 14H78V15H76ZM80 14V15H79ZM96 14H100V16H98V15H96ZM75 15V16H74ZM132 15V16H131ZM74 16V17H73ZM77 16V17H76ZM79 16V17H78ZM82 16V17H81ZM85 16V17H84ZM103 16V17H102ZM106 16V17H105ZM144 16L146 17V19L144 18ZM195 16L197 17V18H195ZM111 17V18H110ZM124 17V18H123ZM134 17V18H133ZM136 17V18H135ZM139 17V18H138ZM190 17V16H189ZM81 18V19H80ZM107 20H106V19ZM108 18L109 19H111L110 21L112 22V21H114V23L112 24L109 20H108ZM113 18V19H112ZM150 18V19H149ZM78 19H80V20H78ZM98 19V20H97ZM140 19V20H139ZM195 19H196V21H195ZM73 20V21H72ZM89 20V21H88ZM105 20V21H104ZM119 20V21H118ZM134 20V21H133ZM142 20V21H143ZM181 20V19H180ZM76 21V22H75ZM82 21V22H81ZM87 21H88V23H87ZM93 23H91V22ZM103 21V22H102ZM127 21V22H126ZM188 21H190V25L187 23ZM197 21V22H198ZM78 22V23H77ZM86 22V23H85ZM126 22V23H125ZM78 26L77 28H73V27H76L75 26V24ZM129 23V24H128ZM192 23V24H191ZM109 24V25H108ZM116 24V25H115ZM85 25H87V26H85ZM101 25V26H100ZM146 25H148L149 27V32H147V33H149V34H147L148 36L149 35H151V36H149V37H147V35H146V31H144V30H146L147 29V26ZM93 26V27H92ZM131 26V27H130ZM133 26V27H132ZM139 26V27H138ZM184 26V27H183ZM80 27V28H79ZM91 27V28H90ZM119 27V28H118ZM135 27H136V29H135ZM141 27V28H140ZM113 28V29H112ZM140 28V30H138ZM144 28H146V29H144ZM87 29V30H86ZM133 30V31H132ZM135 30H136V32H135ZM110 31V32H109ZM113 31V32H112ZM147 31H148V29H147ZM93 32H95V33H93ZM99 32H100V34H99ZM132 32V33H131ZM141 32L143 33V35L142 36H140V34H141ZM75 33V34H74ZM78 33V34H77ZM83 33V36L82 35H80V34H82ZM107 33H109V34H107ZM111 33H112V35H111ZM186 34H184V36H183V39L181 38V40H183V41H185V40H188L189 39V37H191L190 39H193L192 37H194V36H192L193 34H191V32L190 31H186L185 32ZM187 33H189V36H188V34ZM52 34V35H51ZM69 34V33H68ZM88 34V35H87ZM129 34V35H128ZM139 34V37L138 38H140L139 40H138V38H137V35ZM80 35V36H79ZM136 35V36H135ZM52 36V37H51ZM57 36V37H56ZM63 36V37H62ZM76 36H78V37H76ZM96 36V37H95ZM99 36V37H98ZM121 36V37H120ZM185 36H186V38H185ZM87 37V38H86ZM89 37V38H88ZM105 37V38H104ZM52 38V39H51ZM95 38V39H94ZM149 38V39H148ZM188 38V39H187ZM49 39V40H48ZM63 39V40H62ZM85 39V40H84ZM121 39V40H120ZM152 39V40H151ZM58 40H59V42H58ZM72 40V41H71ZM76 40V41H75ZM81 40V41H80ZM140 40H141V43H140ZM150 40V41H149ZM181 40H177L178 41V43H179V41L181 42ZM59 43H57V42ZM65 41V42H64ZM68 41V42H67ZM74 41H75V43H74ZM79 41V42H78ZM89 41V42H88ZM94 41V42H93ZM108 41V42H107ZM115 43H114V42ZM138 41V42H137ZM153 41L155 42L153 45L154 46H151V49H152V51H151V49H150V45H152V43H153ZM189 41V40H188ZM187 41V42H188ZM56 42V43H55ZM63 42V43H66L67 45H68V43H70L71 45H68V47H67V45L66 44H64L65 46H64V48H63V44L61 45V43ZM96 42V43H95ZM113 42V43H112ZM149 42H151V44H149ZM187 42H186V44H187ZM48 43V44H49ZM73 43V44H72ZM110 43V44H109ZM140 43V44H139ZM144 43H145V46H144ZM177 43V42H176ZM181 43H183V42H181ZM78 44V45H77ZM147 44H149V46H147ZM186 44H184V45H186ZM50 45H52V44H50ZM61 45V46H60ZM90 45V46H89ZM93 45H94V48H93ZM111 45V46H110ZM123 45V46H122ZM145 47V49H144V47ZM84 46V47H83ZM122 46V47H121ZM62 47V48H61ZM67 47V48H66ZM89 47V48H88ZM110 47V48H109ZM131 47V48H130ZM149 47V48H148ZM143 48V49H142ZM154 48V49H153ZM117 49V50H116ZM146 49H149V50H146ZM51 50V51H50ZM54 51V52H53ZM140 51V52H139ZM148 51V52H147ZM67 52V53H66ZM117 52V53H116ZM153 52V53H152ZM50 53V54H49ZM58 53V54H57ZM109 53V54H108ZM151 54L150 56L148 55V54ZM47 54V55H46ZM70 54V55H69ZM78 54V55H77ZM92 54V55H91ZM114 54H115V56H114ZM141 54V55H140ZM59 55V56H58ZM87 55H89V56H87ZM147 55V56H146ZM132 56V57H131ZM138 56H139V58H138ZM54 57V58H53ZM63 57V58H62ZM91 57V58H90ZM123 57V58H122ZM80 58V59H79ZM107 58V59H106ZM117 58V59H116ZM126 58V59H125ZM78 59V60H77ZM114 59V60H113ZM121 59V60H120ZM140 61H139V60ZM42 60H43V62H42ZM69 60V61H68ZM82 60V61H81ZM139 62H137V61ZM150 60V61H149ZM151 60H152V62H151ZM50 61V62H49ZM80 61V62H79ZM59 62V63H58ZM101 62V63H100ZM117 62V63H116ZM138 64H137V63ZM51 63V64H50ZM73 63V64H72ZM82 63V64H81ZM107 63V64H106ZM141 63V64H140ZM149 63H151V64H149ZM76 64V65H75ZM87 65V66H86ZM95 67H94V66ZM105 65V66H104ZM132 65H133V67H132ZM148 65V66H147ZM40 66H41V68H40ZM108 68H107V67ZM135 66V67H134ZM136 66H137V68H136ZM149 66H151V67H149ZM24 67H25V65H24ZM148 67H149V69H148ZM134 69V70H132V69ZM141 68H142V70H141ZM146 68V69H145ZM153 68V70H152V72H151V69ZM24 69V68H23ZM124 69V70H123ZM42 70V71H41ZM45 70V71H44ZM57 70V71H56ZM66 70V71H65ZM96 71V73H94L95 71ZM105 70V71H104ZM127 70H129V71H127ZM139 70V72H137ZM144 70V71H143ZM148 70V71H147ZM155 70H157V67L155 68ZM68 71V72H67ZM125 71V72H124ZM131 71H135V76H133L134 74H131V73H134V72H131ZM24 72V75L26 74L27 75V73L25 72V69H24V71H22V73ZM52 72V73H51ZM101 72V73H100ZM118 73V75H117V73ZM128 72H130V73H128ZM140 72H142V73H140ZM147 72L149 73V72H151V73H149L148 74V76H147ZM46 73V74H45ZM64 73V74H63ZM73 73V74H72ZM94 73V74H93ZM98 73V74H97ZM123 73V74H122ZM125 73H128L127 75H126V77H124L125 76ZM143 73H145L146 75L144 76V74ZM153 73V74H152ZM47 76V79H45L44 77H45V75ZM49 74V75H48ZM95 75V76H93V75ZM99 74H101V76L99 75ZM107 74V75H106ZM117 76H116V75ZM122 74V75H121ZM130 74V75H129ZM136 74H138V76H140V74H142V76L144 77L143 79H145V82H147V84H148V81H149V84L148 85H150L149 86V89L148 90H146V92H145V94H143L142 96V99H144L145 101H142V99H140L141 101H142V104H143V102H146L145 104H143V105H146V106H149V107H147V108H144L143 107V110L142 111H140L139 110V108L141 109V107H139V108H137L139 105L138 104H136L138 101H140V100H138L139 98H140V96H139V98H137V95H136V97H134L133 98V96H135V91L137 90H133L132 89V87L134 88V85L137 83V81H136V79H135V81H134V79L132 80V77L133 78H135V77H138V76H136ZM150 74H151V76L152 75H154V77H150ZM188 74H189V76H188ZM53 75V76H52ZM55 75H56V77H55ZM62 75V76H61ZM83 75V76H82ZM98 75H99V77H98ZM103 75H104V79H103ZM190 75H192L193 77H191ZM48 76H50V77H48ZM51 76H52V78H51ZM60 76V77H59ZM91 78H90V77ZM148 77V79H147V77ZM157 76L159 77V81H153V80H157L158 78H157ZM29 77V76H28ZM69 77V78H68ZM79 77H81L80 78V80H79ZM84 77V78H83ZM93 77V78H92ZM95 77H97V78H95ZM102 77V78H101ZM118 77H120V78H118ZM156 77V78H155ZM49 78V79H48ZM59 78L61 79V78H63V79H61V81L59 80ZM87 78H89V80H87ZM95 78V79H94ZM101 80H100V79ZM153 78H155V79H153ZM161 78V79H160ZM188 78V79H187ZM191 78H193V79H191ZM55 81H54V80ZM67 79H68V81H67ZM70 79V80H69ZM128 79V80H127ZM141 79V77L138 79V80H140ZM152 79V80H151ZM202 79V78H201ZM201 79H199V80H201ZM57 80V81H56ZM64 82H63V81ZM87 80V81H86ZM93 80H95L93 83H92V85H93V88H92V85H91V83L90 82H92ZM116 80V81H115ZM191 80V81H190ZM50 81V82H49ZM53 81V82H52ZM60 81V82H59ZM79 81V82H78ZM88 83H86V82ZM90 81V82H89ZM97 81V82H96ZM98 81H99V83L101 84V86H100V84L98 83ZM102 81V82H101ZM135 82V84L132 86V84ZM152 81H153V84H152ZM160 81H161V84H160ZM202 81V80H201ZM204 81H205V79H204ZM204 81H202V82H204ZM66 83L67 85H64V84H61V83ZM72 82V83H71ZM81 82V83H80ZM157 82H159V84H160V86H159V84H157ZM215 82H214V84H215ZM56 83V84H55ZM73 84V85H71V86H68V85H70V84ZM74 83H75V85H74ZM89 83H90V85H89ZM95 83V84H94ZM106 83V84H105ZM129 83V84H128ZM132 83V84H131ZM151 83V84H150ZM199 83H200V81H199ZM257 83H259V82H256V84ZM52 84H55V86H53ZM79 84H81V86H82V89H81V86H79ZM83 84V85H82ZM86 86H85V85ZM97 84V85H96ZM116 85V87H113V86H115ZM123 84V85H122ZM155 84L156 85H158V86H155ZM248 84V83H247ZM249 84H251V82H249ZM255 83H253L252 82V85H247V86H249V87H246L247 89L249 88V89H252L251 87H255V86H257L256 84L254 85ZM46 85H47V87H46ZM50 85V86H49ZM61 85H63L62 87H60ZM79 86V88H78V86ZM87 85H88V87H87ZM98 86L97 88H96V86ZM102 85H103V87H105L104 89H102ZM109 85V86H108ZM152 85V86H151ZM154 85V86H153ZM186 87H185V86ZM219 85V86H218ZM52 86H53V88L55 89V90H53V88H52ZM59 86V87H58ZM67 86L69 87V88H67ZM73 86H76L78 89H79V91L76 89V91H78V93L76 94V96L78 95V96H80V97H77V98H79V99H77L76 97V99L74 100V99H71V98H74V97H69V95H68V92H66L67 91V89L69 90L70 88H72ZM95 86V87H94ZM119 86V87H118ZM163 86V87H162ZM218 86V87H217ZM224 87V88H226V89H222V87ZM63 87H65L66 88V90L64 91V89L62 90H60L59 88H63ZM109 87V88H108ZM113 89H112V88ZM153 87H154V89H153ZM160 87V88H159ZM183 87H184V89H185V94H184V91H183ZM220 87V88H219ZM259 87V86H258ZM261 87H263L262 89H260V88H258V89H256V87H255V89H253V90H255V91H258L257 93L259 94V93H261V94H259V96L261 95L262 96V98H261V96L259 97V96H257V98L259 97V98H261L262 100H264V92H261L260 90H262V91H264V86H261ZM45 88V89H44ZM49 88H50V90H49ZM74 88V87H73ZM84 88H85V90H84ZM86 88H87V90H86ZM92 88V89H91ZM151 88H152V90H151ZM198 90H197V89ZM221 89V90H223V91H218V89ZM59 89V90H58ZM88 89H90V90H88ZM108 89V90H107ZM110 89V90H109ZM132 89V90H131ZM158 89V90H157ZM160 89V90H159ZM187 89V90H186ZM191 89V90H192ZM217 89V90H216ZM260 89V90H259ZM44 92H42V91ZM44 90H46L47 91V94L45 93L46 91H44ZM52 90V91H51ZM83 91V93H82V91ZM95 90V91H94ZM104 90V91H103ZM118 90V91H117ZM123 90V91H122ZM126 90V91H125ZM149 90H150V92H149ZM157 92V91H159V92H161L162 94H163V97L162 98H166L165 100H163V99H161L160 97H161V93H156L155 91ZM194 90H197V92L199 91V92H202L201 94L203 95V96H205L206 98H208L207 96H210L211 97V95H214V96H212L211 98L209 97V101H208V99H206V101H205V98H203V96L200 94V96H201V100H200V96L199 95H196V94H199V93H196ZM230 90H232V92L230 91ZM253 90H252V93L251 94H254L255 92H253ZM49 91H50V93L52 92V94H49ZM62 91V92H61ZM64 91V92H63ZM80 91H81V93H80ZM86 91V92H85ZM97 91V92H96ZM106 91H108V94H107V92ZM110 91V92H109ZM116 94L117 92H119V93H117L116 95L115 94H112L113 92ZM133 93H132V92ZM165 91V92H164ZM216 92V93H214V92ZM242 91H245V90H242ZM248 91V90H247ZM260 91V92H259ZM59 94H58V93ZM89 92H91V93H89ZM94 92H96V93H94ZM106 92V93H105ZM127 92V93H126ZM128 92H129V94H128ZM148 92V93H147ZM166 92H167V94H166ZM179 92V93H178ZM183 92V93H182ZM186 92H187V95H186ZM196 94H195V93ZM213 92V93H212ZM218 92L219 93H221V94H219L218 95ZM230 92V93H229ZM249 92H251V90L249 91ZM36 93V94H35ZM63 93V94H62ZM79 93H80V95H79ZM86 93V94H85ZM89 93V94H88ZM110 93V94H109ZM122 93V94H121ZM164 93H165V95H164ZM180 93H181V97H180ZM190 93V94H189ZM195 94V95H192V94ZM212 93V94H211ZM223 93V94H222ZM29 94H30V96H29ZM45 94V95H44ZM56 94V96L54 97V95ZM66 94V95H65ZM81 94H82V96H81ZM86 95V96H83V95ZM90 94H92V95H90ZM103 94H106V95H103ZM112 94V95H111ZM118 94H120V96L118 95ZM126 94V95H125ZM153 94H155V98L153 97V98H151L152 96H154ZM159 95L158 97H157V95ZM184 94V95H183ZM188 94L190 95V98H189V96H188ZM41 95V96H40ZM46 95H47V97H46ZM52 95V96H51ZM58 95V96H57ZM59 95H62V96H65V97H59ZM68 95V96H67ZM89 97H88V96ZM95 95H97L99 98H97V97H95ZM109 95H111V97L109 96ZM115 95V96H114ZM122 95H124V99H128V101H130V102H128V103H123L122 102V109L120 108L119 110H115L114 112H116V113H112V116H110L109 117V121H111L112 120V117H114L113 118V120L111 121V122H109L108 121V127H110V128H103L102 130H99V129H101V128H97V127H99V125H97V127H96V125H93V124H97L94 120L96 119V116L97 117H99L98 115H99V113H98V115H96L95 116V119L93 120L94 121V123H92V117H90V115H92L91 113H88L89 112V108L92 106V107H94V109H98V107L99 106H97L96 107V105L94 106V104L93 103H100V105H101V107L104 105V103L106 102V100L107 99H109V97H110V99H114V98H117V96H118V100L121 102V101H124V99H123V96ZM131 95H133V96H131ZM177 95V96H176ZM179 95V96H178ZM191 95H192V97L194 96H196L195 98L193 97H191ZM225 95H227V94H225ZM35 96V97H34ZM39 98H38V97ZM94 96V97H93ZM101 96H102V98H101ZM132 98H131V97ZM150 96V97H149ZM165 96V97H164ZM183 96L185 97V98H183ZM197 96H198V98L199 99H197ZM253 96V95H252ZM255 96V95H254ZM36 98V99H34V98ZM40 97L42 98L43 97V99L45 100H41V102H40ZM49 97V98H48ZM67 97L69 98L68 100H67ZM82 97H84L83 99L84 100H87V101H85V103H83L84 101H83V99H82ZM90 97H93V99L91 100V99H89ZM103 97L105 98V100L103 99ZM107 97V98H106ZM147 97H149V98H151L152 100H151V102H150V99H148ZM173 97H175V98H173ZM180 99V101H179V99ZM189 98V101L191 100V103L187 100V102H186V98ZM215 97V98H214ZM31 98V99H30ZM59 98V99H58ZM63 98H65V99H63ZM87 98V99H86ZM97 99V100H99L100 102H97V100H95V99ZM137 98V99H136ZM160 98V99H159ZM203 98V99H202ZM258 98V99H259ZM32 99L34 100V101H32ZM53 99V100H52ZM82 99V100H81ZM102 99V100H101ZM122 99V100H121ZM131 99V100H130ZM135 99L137 100V101H135ZM168 99V100H167ZM184 99V100H183ZM193 99V100H192ZM197 99V100H196ZM29 100H30V102H29ZM48 100V101H47ZM79 100H81L82 102L80 103V101ZM91 100V101H90ZM93 100H95V101H93ZM104 100V102L102 103L101 101H103ZM116 100V99H115ZM148 100H149V104H147V102H148ZM157 100H160V101H157ZM161 100H163V101H167V102H165V103H167V104H164V102H162ZM173 100H174V102H173ZM181 100L184 102L183 104H182V102H181ZM202 100H204L205 101V103H203L204 101H202ZM214 100V101H213ZM69 101V102H68ZM70 101H72V103L70 104ZM132 101V102H131ZM135 101V102H134ZM140 101V102H141ZM153 101H156V102H153ZM171 101V102H170ZM176 101V102H175ZM192 101H194V102H192ZM212 101V102H211ZM45 102H46V105L44 106H42V104H45ZM69 103L70 105H69V108H68V105L66 104V103ZM78 102H79V104H81V106L79 105V107L78 106H76V105H78ZM126 102V101H125ZM134 102V105L132 104ZM153 102V103H152ZM169 102V103H168ZM181 102V103H180ZM51 103V104H50ZM63 103H65V104H63ZM74 103H76V104H74ZM85 105H83V104ZM87 103V104H86ZM93 105H92V104ZM130 103V104H129ZM139 103V102H138ZM151 103V104H150ZM161 104V103H163V107H161L162 109H160V107H159V105H156V104ZM171 103H172V105H171ZM175 103L177 104V108H176V106H174L175 105ZM181 105H180V104ZM186 103V104H185ZM190 103V104H189ZM192 103H193V105H192ZM195 103V104H194ZM210 103L213 105V106H211L210 105ZM217 103H219V102H217ZM56 104V105H55ZM62 104L63 105H65L69 110H66L65 112H60L59 113V111H61L62 109ZM90 104V105H89ZM106 104V103H105ZM123 104H125L126 105V107L123 105ZM131 106H129V105ZM153 104V105H152ZM170 104V105H169ZM204 104V105H203ZM205 104L207 105V106H205ZM49 105H51V106H49ZM87 105V106H86ZM138 105V106H137ZM154 105H155V107H154ZM185 105V106H184ZM187 105L188 106H190V105H192V106H190V107H187ZM195 105V106H194ZM201 106V107H197V106ZM47 106H49L48 107V109H47ZM53 106V107H52ZM65 106H63V107H65ZM72 106H74V107H72ZM151 106L153 107V108H151ZM161 106V105H160ZM182 108H181V107ZM46 107V108H45ZM60 107V108H59ZM76 107V108H75ZM82 107V108H81ZM104 107V106H103ZM132 107H134V108H132ZM158 107V108H157ZM166 107V108H165ZM176 108V109H178L179 107V109H180V111H182V109L184 110V113H183V111L181 112V113H183V115H184V120L186 121H184L183 120V122L181 121L182 119V117L180 118V117H176V119H178L179 121H180V123L182 122L183 124L181 125H179V129L181 128V132L179 131V132H176V136H174L175 134H173L172 132L174 131V133H175V130H176V128L177 127H175V125L173 124V120L171 121V119L173 118V111L175 110L174 108ZM186 108V109H184V108ZM192 107V108H191ZM204 109H203V108ZM209 107V108H208ZM215 107V108H214ZM41 108H44L43 110L41 109ZM52 108V109H51ZM73 108L75 109L74 111H73ZM81 108V109H80ZM150 108V109H149ZM171 108H173V109H170ZM193 108H195L194 110H193ZM197 108V109H196ZM199 108V109H198ZM211 108V109H210ZM47 111H46V110ZM61 109V110H60ZM104 109V108H103ZM135 109H137L136 110V112L138 111L139 112V114L138 113H136L134 110ZM156 109V110H155ZM164 109V110H163ZM165 109H166V111H165ZM189 109H191V110H188ZM206 109H210L209 111L208 110H206ZM52 110V111H51ZM57 110V111H56ZM78 110H79V112H78ZM82 110V111H81ZM85 110V111H84ZM100 110V109H99ZM102 110V109H101ZM145 110H147V112L145 111ZM155 110V111H154ZM170 110V111H169ZM204 110L205 111H207V112H204ZM50 111L53 113V111H54V113H53V115L52 114H50ZM56 111V112H55ZM76 111V112H75ZM95 111V110H94ZM120 111H122L121 113H119ZM145 111V112H144ZM152 111V112H151ZM179 110L177 111V112H180ZM193 111V112H192ZM44 112V113H43ZM46 112V113H45ZM68 112H69V114H68ZM78 114L77 116H75L76 114ZM82 112H83V114H82ZM90 112H92V110L90 111ZM96 112H100V111H97L96 110ZM162 112V113H161ZM170 112V113H169ZM185 112L188 114H185ZM205 113V115H202V113ZM212 112V111H211ZM249 112V111H248ZM251 113H252V115H250L251 117H253L252 119H251V117H247L246 118V121H248V119H249V123H251V121H252V123L251 124H253L255 121V123H257L258 125H262V123H264V116H261V114H256V116H253L254 114H253V111H250ZM73 113L75 114V115H73ZM95 113V112H94ZM93 113V114H94ZM143 113V114H142ZM175 114H176V112H174ZM194 113H197V114H194ZM207 113H209V114H207ZM81 114V115H80ZM86 114V115H85ZM89 116H88V115ZM97 114V113H96ZM117 114H120V115H117ZM126 114V115H125ZM138 115V117H136V115ZM146 114H147V122L145 121L146 119H143V118H146ZM148 114L151 116L152 115V118H154V117H156L157 116V121H156V118H154V119H152V118H150V117H148ZM155 114V115H154ZM159 114V115H158ZM164 114V115H163ZM167 114H168V116L171 118H169L168 116H167ZM179 114V113H178ZM208 116H207V115ZM247 114H250V113H247ZM42 115L40 114V116L42 117ZM69 115V116H68ZM83 115H85V116H83ZM111 115V114H110ZM114 115V116H113ZM142 115L144 116V117H142ZM185 115H187V116H185ZM202 115V116H201ZM258 115H260L261 116V119H260V117L258 116ZM66 116V117H65ZM86 116H88V117H86ZM117 116V117H116ZM134 116H135V118H134ZM166 116V117H165ZM174 116H176V115H174ZM192 118H191V117ZM203 116H206V118L205 117H203ZM40 117V118H41ZM46 117H47V115H46ZM54 117V118H55ZM68 117V118H67ZM76 117H77V120H78V118L80 119L81 118V120H79V121H77L76 120ZM83 117H85L86 118V120H85V118L84 119H82ZM119 117H121V119H117V118H119ZM132 117V118H131ZM162 117H163V119H164V121H163V123H162ZM185 117H186V119H185ZM188 117V118H187ZM190 117V118H189ZM256 117V118H255ZM43 118H45V116L43 117ZM43 118H41V120L43 121ZM49 118V117H48ZM48 118H45L44 120H46V119H48ZM90 118V119H89ZM127 118V119H126ZM137 118V119H136ZM166 118V119H165ZM194 118V119H193ZM63 119H65V120H63ZM89 119V120H88ZM116 119V120H115ZM134 119V120H133ZM140 119V120H139ZM141 119H143V120H141ZM151 119H152V121L153 120H155L157 123H156V125H152V123L153 124H155L154 123V121L153 122H151V124H149V122H148V120L149 121H151ZM167 119H168V121H167ZM175 119V120H176ZM188 119H191L190 121L188 120ZM202 119V120H201ZM257 119V120H256ZM260 119V120H259ZM263 119V120H262ZM49 119L48 120H46V122L45 123H47V126L48 125H50V124H48L49 123V121H50ZM88 120V122H86ZM132 120V121H131ZM177 120V121H178ZM197 120V121H196ZM251 120V121H250ZM81 121V122H80ZM91 121V122H90ZM115 121V122H114ZM130 121V122H129ZM169 121H170V123H169ZM177 121H174V122H177ZM201 122V123H199V122ZM261 121H263V122H261ZM57 122L59 123V124H57ZM68 122V123H69ZM75 122V123H74ZM90 123V124H84V123ZM113 122V123H112ZM122 122V123H121ZM146 122V124H144ZM172 122V123H171ZM188 122V123H187ZM198 122V123H197ZM76 123H78V124H76ZM116 123V124H115ZM130 123V124H129ZM178 123V122H177ZM185 123L187 124V125H185ZM190 123H192V124H190ZM261 123V124H260ZM84 126V128H83V126ZM120 124V125H119ZM128 124V125H127ZM166 126H165V125ZM176 124V123H175ZM189 124H190V126H189ZM198 125V127L200 128V129H198V127H197V125ZM51 125H54L53 123L51 124ZM60 125V126H59ZM67 125V124H66ZM75 125H77L78 126V128H77V126H75ZM88 126V128L86 127V126ZM117 125V126H116ZM119 125V126H118ZM127 125V126H126ZM146 125V126H145ZM147 125H148V128L149 129H147ZM150 125H151V127H150ZM161 125V126H160ZM169 125V126H168ZM171 125V126H170ZM174 125V126H173ZM199 125H201V126H199ZM222 125V126H221ZM79 126H82L81 127V129L82 130H80V127ZM93 126H95V128L93 127ZM113 126L116 128L117 127V130H113L114 128H113ZM120 126H121V128H120ZM126 126V127H125ZM132 126V125H131ZM175 127V129L174 128H171L170 129V127ZM178 126V125H177ZM184 126V127H183ZM52 127V126H51ZM51 127H49L48 129H49V131H51L50 129H51ZM123 127L126 129L125 130V132L123 133V131H119V130H122L123 129ZM128 127V128H129ZM156 127V128H155ZM187 127L189 128V129H187ZM73 128H74V130H75V132H76V134L78 135H76L75 134V132L73 131ZM77 128V129H76ZM91 128V129H90ZM167 128H169V129H167ZM185 129V131H184V129ZM221 128L223 129V130H221ZM45 129V128H44ZM48 129H45L46 131H47V134H49L48 133ZM63 129H65V128H63ZM70 129H71V131H70ZM92 129H94V131L95 132H93V130ZM109 129V130H108ZM110 129H112L113 130V132L115 131V133L114 134H111V132H112V130H110ZM145 129V130H144ZM190 129H192V131L190 130ZM195 129V132H193V130ZM198 129V130H197ZM202 129V130H201ZM207 129H209V131L207 130ZM45 130L43 131V133L44 134H46V132H45ZM59 130V129H58ZM67 129H65V130H62L61 132L63 133L64 131H66ZM84 130V131H83ZM85 130H86V132H85ZM90 130V131H89ZM106 130V131H105ZM124 130V129H123ZM151 130V131H150ZM158 130V131H157ZM160 130L162 131V132H160ZM163 130H165L164 131V133H163ZM188 130V133H186V131ZM200 130H201V132H200ZM55 131V130H54ZM55 131V132H56ZM73 131V132H72ZM92 131V132H91ZM96 131H97V133H101V132H103V133H101V135H106V136H104V138H101V137H103V136H101L100 137V135L99 134H96ZM99 131V132H98ZM101 131V132H100ZM108 131V132H107ZM117 131V132H116ZM126 131H127V134H126ZM169 131V134L167 133ZM177 131H178V129H177ZM208 131V133H206ZM54 132V133H55ZM60 134H61V132L60 131H58ZM57 132V133H58ZM72 132V133H71ZM80 132V133H79ZM82 132L84 133V135L82 134ZM90 134H89V133ZM110 132V133H109ZM120 132V133H119ZM150 132H155V134H158L159 132H160V136H162V133H163V136L162 137H159V139H163V141L162 140H159L158 141V139H155V138H150ZM204 132V133H203ZM51 133H52V131H51ZM85 133H86V135H85ZM88 133V134H87ZM105 133V134H104ZM108 133V134H107ZM117 133V134H116ZM121 133H123V134H121ZM178 133V134H177ZM180 133H182V138L184 139V140H187L186 142L184 141V144L185 143H187V144H185L184 146H183V144H181L182 143V138H181V136H180ZM202 133V134H201ZM46 134V135H47ZM56 134V133H55ZM60 134H58L59 135V137L61 136ZM66 133H64V135H65ZM75 134V135H74ZM120 134V135H119ZM148 134V135H147ZM165 134H167V135H169L170 136V134H173V139H174V137L177 139V141L175 140L174 142H177L176 144L173 142V139L171 138V137H169V136H167V135H165ZM198 134V135H197ZM200 134V135H199ZM63 134H62V137L64 136ZM72 135H74V137L72 136ZM81 135H83V136H81ZM94 136V138H96V140H99V141H95V142H92V140H90L91 138V136ZM96 135H97V137H96ZM113 135V136H112ZM159 135V134H158ZM165 135V136H164ZM194 135V136H193ZM208 135V136H207ZM224 135V136H223ZM48 136V135H47ZM56 136V135H55ZM75 136H77V137H75ZM86 136V137H85ZM92 136V137H93ZM98 136H99V139H98ZM108 136L110 137L109 139H108ZM118 136V137H117ZM180 138H178V137ZM192 136V137H191ZM50 137V136H49ZM60 138L61 140L60 141H62L63 142V140L62 139H67L66 137H68V134L66 135V136H64V138ZM106 137V138H105ZM113 137H114V139H113ZM117 137V138H116ZM144 137L146 138L145 140H144ZM164 137L166 138L165 140H166V142H165V140H164ZM204 137H206L205 138V140H203V138ZM209 138V139H208ZM227 138H229V137H227ZM101 139V140H100ZM167 139H169V140H167ZM179 139V140H178ZM208 139V140H207ZM83 140V141H84ZM90 140V141H89ZM108 140V141H107ZM110 140H112V142L110 141ZM128 140L130 141V137H127L124 141L125 142H123V144H122V146H120V150H122V148H125L127 145H128ZM140 140V141H141ZM144 140V141H143ZM148 140H150L149 142H148ZM172 140V141H171ZM180 140H182L181 142H180ZM195 140H201V141H199V143H198V141H195ZM230 140V139H229ZM59 141V140H58ZM59 141V142H60ZM71 141V140H70ZM110 141V142H109ZM156 141H158V142H156ZM167 141H170V142H167ZM62 142H60V143H62ZM72 142V141H71ZM73 142H74V140H73ZM96 142H99V143H96ZM105 142V145H106V143L107 142H109L110 143V146H108L109 145V143H107L108 145H106V146H104V145H102V143H104ZM119 142V143H118ZM145 142V143H144ZM146 142H148V143H146ZM151 142V143H150ZM160 142H162V144L160 143ZM172 142H173V144H175L174 146H175V149H174V146H173V144H172ZM194 142V143H193ZM199 144H197V143ZM207 142H208V144H207ZM212 142V143H211ZM233 142V141H232ZM231 142V143H232ZM60 143H58V145H57V142L55 143V147L57 148H59V147H62V145L60 144ZM91 143H96L95 145H97L96 147H95V145H93V148H92V145H91ZM125 143V144H124ZM150 143V144H149ZM158 143V144H157ZM167 144L168 143V145H164V144ZM170 143V144H169ZM190 145H189V144ZM191 143H192V146H191ZM200 143H202V144H200ZM225 143H227V144H225ZM78 144V145H79ZM85 144V146H83ZM87 144H88V146H87ZM139 144H141V143H139ZM143 144H141V145H143ZM146 144V145H145ZM152 144V145H151ZM160 144V145H159ZM196 144V145H195ZM64 145V144H63ZM148 145V146H147ZM156 145V146H155ZM159 145V146H158ZM164 145V146H163ZM171 145L173 146V151L175 150V153L174 152H172V147H171ZM179 145V146H178ZM181 145V146H180ZM187 145V146H186ZM202 145H204V146H202ZM81 146V145H80ZM99 146V147H98ZM113 146V147H112ZM167 146V147H166ZM228 146V147H227ZM86 147H88L87 149H86ZM122 147V148H121ZM161 147V148H160ZM163 147L165 148V151H163ZM170 149H169V148ZM181 149H180V148ZM186 147H188V148H185ZM199 147H200V149H199ZM42 148V147H41ZM41 148H36V150H37V152H36V150H35V148H33L34 150H35V152L37 153V155H35L36 153L34 152L33 153V155L32 154H30V153H32V149H26L25 151H23L24 153V155L23 156H25L24 158H25V160H26V158H27V160H28V158H31V159H29L28 161L29 162H33V161H37V159L39 158V155H40V153L42 152V150H41ZM92 148V149H91ZM96 148V149H97ZM119 146L118 147H115V148H113L114 149V151L115 152H120L119 151ZM149 148V149H148ZM179 148V149H178ZM184 148V149H183ZM190 148H195V149H193V150H195V152L192 150L191 151V149ZM220 150H219V149ZM43 149V148H42ZM77 149H74V150H76L77 151ZM80 149H78V151H80ZM116 149V150H115ZM159 149H160V151H159ZM176 149H178V150H176ZM183 149V155H182V152H180V150H182ZM219 151H218V150ZM39 150L41 151V152H39ZM124 150V149H123ZM122 150V151H123ZM163 152H166L167 153V155H165V153L163 154V153H161L162 151ZM189 150V151H188ZM217 150V151H216ZM223 150V151H222ZM87 151H88V153H87ZM114 151H112V152H114ZM176 151H179L180 152V154H179V152H176ZM185 151V152H184ZM200 151V152H199ZM28 152V153H27ZM95 152V151H94ZM108 153L110 156H111V154L112 153ZM134 152L136 153V152H138V149H137V151H135L134 150ZM169 152V153H168ZM191 152H193V156H192V154H191ZM218 152V153H217ZM72 153H73V151H72ZM171 153V154H170ZM172 153L173 154H175V155H172ZM188 153V154H187ZM197 153V155H198V159H197V155H196V157H195V154ZM198 153H200V154H198ZM216 153V154H215ZM26 154V155H25ZM75 154L77 155V157L75 158L74 156H75ZM89 154H91V155H89ZM114 154V153H113ZM112 154V156L110 157V156H108V160L109 159H113L114 158V155ZM162 154V155H161ZM169 154V155H168ZM178 154H179V156H178ZM185 154H187L188 155V161L190 162V164H188V166H186L187 164H181V163H183L184 161L186 162L187 160H182L183 159V157H185ZM214 154V155H213ZM31 156V157H29V156ZM81 155V157H79V156ZM125 155V154H124ZM123 155V158H122V163H121V165L120 166H122L123 168H121V167H119V168H121V169H123V171L121 172V169H119L117 172H116V174H115V176L114 175H112V174H110L111 176H113V177H115L114 178V180L117 182V184H115V181L114 182H112L113 180H112V178H111V181H109L108 179H110V177L108 176V175H105V173H104V175H103V173H102V175L105 177V179L103 180H101L100 179V177H102L103 178V176L102 175H100V174H98L99 176L97 177V175H96V177L97 178H99L100 179V181H102V182H104L105 181V183H106V181L108 180L109 181V185L108 186H114V185H116V188H120V189H126V190H128V188H129V190H128V192H131V194L133 195V197L135 198V195H136V193H138V190L137 189H135L134 188V190L136 191H133V193L135 192V194H133L132 193V191L130 190L131 188L130 187H132L131 185H129V180L127 179V178H130V177H132L134 174H135V172L133 173L132 172V170H131V172L133 173V174H129L128 173V171H130V168H129V166H127V162H128V159H127V161H126V155L124 156ZM186 155V156H187ZM28 156V157H27ZM84 156V158H83V160H82V157ZM161 156H164V157H162L161 158ZM170 156H172V158L175 156V158H173L174 160H177V162H178V160L179 159H181V160H179V162L177 163L176 161H173V162H171L173 159H171V157L169 158ZM35 157H36V159H35ZM38 157V158H37ZM95 157V156H94ZM170 159V161L168 160V158ZM177 157V158H176ZM191 157H192V160H190L191 159ZM193 157H194V160H193ZM81 158V159H80ZM165 160H164V159ZM179 158V159H178ZM34 159V160H33ZM40 159V158H39ZM39 159H38V161H39ZM185 159V158H184ZM197 159V160H196ZM31 160V161H30ZM83 162H82V161ZM85 160L87 161V162H85ZM91 160H93L92 162H93V165H91L90 163H92L91 162ZM125 160V161H124ZM167 160V161H166ZM37 161V162H38ZM90 161V162H89ZM112 161V160H111ZM164 161V162H163ZM183 161V162H182ZM188 161L186 162V163H188ZM196 163H195V162ZM85 162V163H84ZM109 162H110V160H109ZM126 162V163H125ZM184 162V163H185ZM88 163V164H87ZM166 165H165V164ZM180 163V164H179ZM31 164H33V163H31ZM87 164V165H86ZM125 164V165H124ZM163 164H164V166H163ZM171 166V164H172V166L170 167L169 165ZM177 164V165H176ZM193 164L195 165L196 164V166H194L195 168H193V167H191V166H193ZM85 165H86V167H88L89 165V167L88 168H86L85 169ZM179 165H181V167H178ZM183 165V166H182ZM210 165H211V167H210ZM80 166V167H81ZM83 166H82V168H83ZM127 166V167H126ZM163 166V167H162ZM166 166V167H165ZM168 166V167H167ZM175 166H176V168H175ZM208 166V167H207ZM79 167V168H80ZM184 167V168H183ZM189 167V168H188ZM82 168H80V169H82ZM91 168V170H93ZM94 168V169H95ZM167 168H168V170H167ZM172 168H174V170L172 169ZM177 168H179V170L177 169ZM188 168V169H187ZM191 168H193V169H191ZM88 169V170H87ZM176 169H177V171H176ZM183 169H185V171L183 170ZM195 169V170H194ZM91 170H89V171H91ZM97 170H98V168H97ZM96 170V171H97ZM124 170H128V171H125L124 172ZM166 170H167V172H166ZM170 170V171H169ZM191 170V172H189ZM252 170H253V168H252ZM251 170V171H252ZM94 171V170H93ZM99 171V170H98ZM172 171V172H171ZM179 171V172H178ZM182 171H183V173H182ZM95 172V171H94ZM100 172H104V171H100ZM106 172V171H105ZM186 172V173H185ZM97 173H99V172H97ZM96 173V174H97ZM108 172H106V174H107ZM119 173V175L117 176V174ZM189 173V174H188ZM190 173H192L191 174V176H190ZM196 173V174H195ZM174 174V175H173ZM176 174V175H175ZM182 174V175H181ZM185 174V175H184ZM188 174V175H187ZM94 175V174H93ZM92 175V176H93ZM123 175V176H122ZM143 175V176H142ZM95 176V175H94ZM109 177V178H107V177ZM116 176H117V179H116ZM120 176V177H119ZM130 176V177H129ZM194 176H195V178H194ZM41 177V176H40ZM96 177H94L95 179H96ZM124 177V178H123ZM180 178V180H179V178ZM184 179H183V178ZM193 177V178H192ZM42 178V177H41ZM41 178H39V181L40 180H42L41 181V183L43 182V179H41ZM93 178V179H94ZM106 178H107V180H106ZM123 178V180H121V181H123V182H120V179H122ZM127 179V182L128 183H126L125 181H126V179ZM182 178V179H181ZM187 178V179H186ZM189 178V179H188ZM198 178V179H197ZM36 179H38V177L36 178ZM99 179H98V181L97 182H100L99 181ZM193 179V180H192ZM97 180V179H96ZM184 180V181H183ZM39 181L37 180V183H39ZM145 182V183H144ZM41 183H39L38 184V188L36 189V191L35 192H37V190H38V192L36 193V194H34L33 195V197H30V196H28V195H30V193L28 194V195H26V190H24V192L22 193V190H21V192H20V194H22V195H19L20 196V198L18 197V194H19V191H17V197L14 195V193L16 194V192H14L13 194H11L10 195V193L8 194V195H10L9 197L10 198H8L9 200V202H8V204H10V206H11V208H12V210L14 211V213H13V217L12 218H14L16 221H17V219H18V221L16 222V224L18 223V227H20V225H21V229L20 230H22L21 231V233L22 232H25L24 234H22L23 235V238H22V240H26V235H27V237H29V238H27V239H30L31 241H29V242H33L34 240V242L33 243H37V244H40L41 243V245L43 246V247H45L46 245H47V247L48 246H51V247H45V251H48L49 252V249H51L52 250V252H51V250H50V252L48 253V252H44V250H43V252L45 253V255H44V253L42 254V255H44L43 256V258L45 259V258H47V257H45V256H48L49 257V260H51V259H53L54 257H55V259L57 260V261H61V262H63V264L64 263H66V264H107L108 262H110V259H111V263H109V264H115L116 262H117V260H118V262L116 263V264H148L147 262H145V261H147L148 260V262H149V264L151 263L150 261H149V259L151 260V256H142V258H141V255L139 254L140 252H135L134 254H132V253H129L128 254V251H124V250H120V246H121V244L119 243V242H117L118 240H116V239H118V238H115L116 236H114L113 234L112 235H108L107 233H106V230L104 231L103 230V227H102V225H101V220H100V218H99V220H98V217H101L102 216V210H104V209H102V207H100L102 210H99V208H97V209H95V211H92L91 213L93 214H91L90 212H88V211H83V210H86V208H82L81 209V207L83 206V205H80L79 203H74V202H76V200H69V195H62V194H58V195H56L57 197H53V200L54 199H56L57 198V201L56 202H54L53 200H51V199H48L47 197H48V195H50L51 193H48V195L46 194L48 191L47 190H44V187H46V186H44V185H42ZM101 183V182H100ZM111 183H114V184H111ZM142 183H141V185H142ZM195 183V182H194ZM193 183V184H194ZM43 186H41V185ZM108 183H106V185H107ZM123 184V185H122ZM126 185V187L125 188H123V186H125ZM127 185H129V186H127ZM192 185V186H191ZM110 186V188H115V187H111ZM143 186V185H142ZM140 187V186H139ZM138 187V188H139ZM133 188V187H132ZM141 188V189H142ZM40 189H41V191H40ZM45 189H47V187L45 188ZM140 189V190H141ZM171 189V190H170ZM42 190H44V191H46V192H44V191H42ZM149 191V192H148ZM168 191V192H167ZM170 191V192H169ZM148 192V193H147ZM172 192V193H171ZM44 193H45V195H44ZM150 193V194H149ZM26 196H25V195ZM147 194V195H146ZM14 196V198L17 200L18 198H19V200L21 201V203H22V205L20 204V201H17L16 202V200H14V198L12 199V197ZM32 195V194H31ZM38 195H40V196H38ZM41 195H44V196H41ZM47 195V196H46ZM62 195V196H61ZM22 196V197H21ZM23 196L25 197L24 198V200H23ZM36 196V197H35ZM60 196H61V198H62V201H64V202H61L60 203V201H61V198H60ZM69 196V197H68ZM28 197V201H27V198ZM40 197H42L41 199H40ZM43 197H44V201H47L46 202V204L44 203V201H43ZM51 197V196H50ZM49 197V198H50ZM64 197V198H63ZM33 198H35V200H31V199H33ZM36 198H39V201L37 202V199ZM52 198V197H51ZM68 198V199H67ZM26 199V200H25ZM47 199V200H46ZM60 199V200H59ZM141 199H143V198H141ZM14 200V201H13ZM41 200V201H40ZM48 200H51V201H49V202H51V203H49V205L50 206H52L51 208H44V204L47 206L48 204ZM69 200V201H68ZM140 200V199H139ZM11 201V202H10ZM22 201H24V202H22ZM26 201V202H25ZM59 201V202H58ZM68 203V204H70V205H66V202ZM14 202V203H13ZM19 202V203H18ZM32 202V203H31ZM34 202H37L38 204H39V206L37 205V203L34 205ZM42 204H41V203ZM18 203V205H15V204H17ZM26 203H28V204H26ZM63 203H65L64 205H63ZM71 203H73V204H71ZM201 203V206H196V208H194L195 210H197V211H200L202 208H204V205H205V203L203 204V202H200ZM23 204H25V205H23ZM32 204V205H31ZM58 204H60V206H57ZM82 204V203H81ZM21 205V206H20ZM41 205H43V206H41ZM53 205H55L56 207H57V210H59L58 212L56 211V210H52V208H53ZM74 205V206H73ZM77 205H79V206H77ZM26 206V207H25ZM30 206V207H29ZM45 206V207H46ZM61 206H65V207H63V208H61ZM71 206V207H70ZM142 207H144V205H141ZM141 206H139L140 207V209H142L143 210V212H142V215L141 216H143V213H144V211H145V213H144V218L145 217H149V215L150 214H146V213H148L147 212V210H145V207L144 208H142ZM17 209H20V211L19 210H16V208ZM24 207V208H23ZM27 207H29L28 209H27ZM36 207L38 208V207H40V209L38 208V209H36ZM43 207V209L41 210V208ZM76 208L75 210L73 209V208ZM86 207V206H85ZM138 207V208H139ZM33 208H35V210L33 209ZM59 208V209H58ZM66 208V209H65ZM67 208H69L68 209V211H70V212H72V210H73V214H77V215H74V216H79V218H81L82 216H80V215H78V212H79V214L82 212V213H85L83 216H85V217H82L81 218V220L83 221V220H85V219H87V221H85V222H91L92 221V224H90L89 226L91 227V228H89V226L87 225V224H84L85 225V227H84V225H82L83 227H81L83 230H85L86 232H87V226H88V231H89V229H95V230H92L93 232L95 231V233H97V235H95V233H93V232H90V233H93L94 235H92V234H90V235H92V238H90L89 236V238H90V240H89V238L87 237V233L84 231V233L86 234L85 236L87 237H85L83 240H84V242L85 241H87V242H89V243H82V241H81V245H84V246H79L80 248H82L83 249V247L85 248L84 250H81L79 247H70L69 246V244H71V242H70V240L71 239H73V237H74V235L72 234L73 232H75V230H76V226H77V224L76 223H78V228L80 227V224L79 223H82L78 218H74L75 220H73L72 218L73 217H71V216H73V214H71L70 212H67ZM104 208V207H103ZM147 208V207H146ZM27 209V211H25V210ZM47 209H51V211H53L54 212V214L51 216V214L52 213H50L49 214V211L47 210ZM61 209H65L66 211L63 213L64 215L63 216H65L66 214H68V213H70V217L68 216V218H69V220L70 219H72L73 221H72V223H71V220H70V222H68L70 225H68L67 227L64 225V227H66V228H64L65 230H63L65 233H63V232H61V239L63 238V240H64V238H65V240H64V242H63V240L62 241H59V240H61L60 238H58L57 236H56V234L57 233H55L54 231V229H51L52 228V226H53V224H54V226L55 225H59V224H61V223H66V222H64L63 220V218L64 217H59V215L60 216H62V212L64 211V210H61ZM72 209V210H71ZM137 209V208H136ZM21 210H23V211H21ZM41 210V211H40ZM78 210H80V211H78ZM35 211V212H34ZM39 211V213H40V215L37 213ZM42 211H43V213L45 212V214H47V216H45V217H42V220H41V215L43 216V214H42ZM58 213V214H55L56 212ZM61 211V212H60ZM74 211H76V212H74ZM78 211V212H77ZM99 211V212H98ZM196 211V212H197ZM18 212H19V214H18ZM25 212V213H24ZM139 212V211H138ZM137 212V213H138ZM16 213H17V215H18V217L20 218H18V217H16L17 215H16ZM30 213V214H29ZM33 214V216H32V214ZM81 213V214H82ZM96 213V214H95ZM140 213V212H139ZM21 214V215H20ZM36 215V217H35V215ZM98 214H99V216H98ZM26 217H25V216ZM39 215V216H38ZM57 215V216H56ZM88 215H91V216H88ZM97 215V216H96ZM193 215V216H192ZM38 216V217H37ZM50 218H49V217ZM56 216V217H55ZM86 216H88V217H86ZM95 216V217H94ZM24 217L26 218V220H24ZM52 217H54V218H52ZM143 217H141V218H143ZM148 217H147V220L146 221H148V222H146V224L145 225H147V223L149 224V219H148ZM163 217V218H162ZM160 216L158 219H155V220H152V222H151V220H150V222H151V224H149V226L151 227V226H153V227H151L152 228V230L153 231H155V229H153V228H156V230H159V232H160V229H161V231L162 230H164L165 228L164 227H166V225L164 224V223H168V224H172V222H173V220H170V221H172V222H170L169 220H167V218L165 217V219H166V221H169V222H166L165 221V219H164V216ZM187 217H190L189 218V220H188V218L186 219V221L185 220H183V221H180L179 223H181V222H186L187 223V221H188V224H190V225H187V226H190L189 227V230H191V231H193V229L195 230V227H196V230H198V224L196 223L197 221H196V214L194 213V212H191V214L190 215H188ZM192 217H194V218H192ZM17 218V219H16ZM21 218H22V220H21ZM68 218H66L65 217V221L68 219ZM102 218V217H101ZM137 218V217H136ZM139 219H137V221L139 222L140 220H142V219H140V217H138ZM36 219H37V221H36ZM50 220V221H48V220ZM58 219V220H57ZM59 219H60V221H59ZM97 220V222H95L94 220ZM164 219V220H163ZM23 220H24V222L26 223V225H27V227L25 226V224L24 223H22L23 224V226H22V224H21V222H23ZM30 220V221H29ZM45 220V221H44ZM46 220L49 222H47L46 223ZM56 222H55V221ZM62 220V221H61ZM69 220H67V221H69ZM77 220V221H76ZM91 220V221H90ZM144 221H143V223L145 222V219H143ZM156 220L158 221L157 223H156ZM162 220V221H161ZM190 220H191V222L192 223H190ZM26 221H28V222H26ZM32 221V222H31ZM51 221H52V223H51ZM54 221V222H53ZM74 221H76V223L74 222ZM93 221H94V223H93ZM154 221H155V223H154ZM159 221H160V223L161 224H159ZM40 222V223H39ZM59 222V223H58ZM61 222V223H60ZM75 224H74V223ZM20 223V224H19ZM28 223V224H27ZM43 223H44V225H43ZM98 223V224H97ZM140 223H141V221H140ZM194 223V224H193ZM41 224V225H40ZM74 224V225H73ZM89 224V223H88ZM94 224V225H93ZM101 226H100V225ZM159 224V225H158ZM167 224V225H168ZM175 224H177V225H175ZM175 224H173V225H175L176 227H179V225H178V222L177 223H175ZM185 224V223H184ZM192 224H193V226H192ZM47 225V226H46ZM73 225V226H72ZM87 225V226H86ZM96 225V226H95ZM97 225L101 228V229H99V227H97ZM155 225V226H154ZM17 226V225H16ZM24 226H25V228H24ZM40 226V227H39ZM43 228H42V227ZM93 226H95V227H97L99 230H100V232L98 231V229L97 228H95V227H93ZM158 226L160 227V226H163L162 228H158ZM32 227V228H31ZM69 227V228H68ZM70 227L72 228L71 230H70ZM28 228H31V229H28ZM193 228V229H192ZM25 229V230H24ZM43 229V230H42ZM46 231H45V230ZM67 229V230H66ZM75 229V230H74ZM19 232H20V230H19V228L17 229ZM24 230V231H23ZM28 230V231H27ZM50 230V234H48V231ZM51 230L54 232V235H53V232H51ZM74 230V231H73ZM103 230V231H102ZM195 230V231H196ZM43 231V232H42ZM69 233H68V232ZM28 232H29V234H32V235H28ZM38 232V233H37ZM40 232V233H39ZM68 234H67V233ZM70 232H72V233H70ZM110 232H112V230H110L109 229V233ZM150 232V231H149ZM38 234V236H37V234ZM45 233L46 234H48L47 236H45ZM99 233V234H98ZM40 234V235H39ZM53 236H52V235ZM70 234H72L71 236H67V235H70ZM105 234V235H104ZM35 235H36V238H35ZM44 235V236H43ZM99 235V236H98ZM102 235V236H101ZM107 235H108V237H107ZM154 236H156V234H153ZM66 236H67V238L68 239H66ZM105 236V237H104ZM31 237V238H30ZM35 239H34V238ZM37 237H40V238H38L37 239ZM49 237V238H48ZM50 237H52V238H50ZM53 237H56V240H55V238H54V240L56 241V244H55V242H53L54 240H53ZM97 237L99 238L98 240L100 241V243H99V245H97V243L99 242V241H97L96 242V240H97ZM102 237V238H101ZM107 239V241L104 239ZM110 237H111V239H110ZM146 237V236H145ZM153 237V236H152ZM25 238V239H24ZM57 238H58V240H57ZM113 238V239H112ZM182 238L183 237H181V242H183V240L184 241H187L185 238H187V237H185L183 240H182ZM32 239H33V241H32ZM42 239V240H41ZM49 239H52V240H49ZM93 239V240H92ZM101 239L103 240V241H101ZM114 239L116 240V242L114 241ZM144 239V238H143ZM145 239H148V238H145ZM178 239V241L180 242V240ZM49 240V241H48ZM94 241V242H92V241ZM111 240H112V242H113V244H112V242H111ZM126 240H127V238H126ZM155 240H157V239H155L154 238V241ZM27 241V240H26ZM25 241V242H26ZM39 241H41V242H39ZM59 243H58V242ZM67 241V243H65ZM90 241H91V243L92 244H90ZM39 242V243H38ZM45 242V243H44ZM49 242V243H48ZM72 242H74V239L72 240ZM96 242V243H95ZM115 242V243H114ZM156 243H158L159 242V240L158 241H155ZM47 243V244H46ZM51 243V244H50ZM93 243H95L94 245H93ZM110 243L113 245H110ZM184 243V242H183ZM59 244H63V246H64V248H63V246L62 245H59ZM65 244V245H64ZM66 244H68L67 246H69V249H68V247L66 246ZM73 244V243H72ZM71 244V245H72ZM107 244H109V245H107ZM119 246H118V245ZM55 245H56V247H55ZM59 245V246H58ZM89 245V250L87 251V249H88V247L87 246ZM90 245H91V247H90ZM95 245H97V246H95ZM106 245V246H105ZM114 245H115V247H114ZM61 246V247H60ZM99 246V247H98ZM101 246V247H100ZM111 246V247H110ZM102 247H104V248H102ZM108 247V248H107ZM113 247H114V250L116 251H118V252H115L114 250H113ZM117 247H119V249L117 248ZM154 247V246H153ZM68 249V250H66V249ZM71 248V249H70ZM76 248V249H75ZM87 248V249H86ZM112 248V249H111ZM151 248V247H150ZM47 249V250H46ZM63 250L62 252H61V250ZM74 249H75V251H74ZM80 249V250H79ZM93 249V250H92ZM99 249V250H98ZM103 249H104V251H103ZM106 249V250H105ZM60 250V251H59ZM70 250V251H69ZM111 252V254H109V252ZM113 252H112V251ZM65 251V252H64ZM73 251V252H72ZM77 251V252H76ZM83 251V252H82ZM85 251H86V253H85ZM90 251V252H89ZM95 251H97L96 253H95ZM108 253H107V252ZM120 251V252H119ZM55 252V254L57 255H53V253ZM58 252V253H57ZM67 252V253H66ZM75 252H76V254H75ZM80 252V253H79ZM93 252V253H92ZM105 252V253H104ZM125 252H126V254H125ZM61 253H62V255H61ZM72 253V254H71ZM80 255H79V254ZM86 254L87 256H85V255H83L84 257H82V254ZM88 253V254H87ZM113 253H114V257H113ZM117 253V254H116ZM122 253V254H121ZM136 253H138V254H136ZM145 253H147V252H145ZM68 254H70V255H68ZM77 254L79 255V257H77ZM90 254V255H89ZM104 254V255H103ZM121 254V255H120ZM60 255H61V257L63 258V259H61V257H60ZM68 255V256H67ZM74 255V256H73ZM93 255V256H92ZM117 255L119 256V257H117ZM132 255V256H131ZM136 255H137V257H136ZM139 255V256H138ZM69 256H70V258H69ZM76 256V258L73 260V258ZM128 256V257H127ZM81 257V258H80ZM91 257H93V259L91 258ZM130 257V258H129ZM144 257H146V258H144ZM41 259V261L42 260H44V259ZM65 258H67V259H65ZM78 259V260H77ZM114 259V260H113ZM121 259V260H120ZM124 259V260H123ZM129 259V260H128ZM144 259V260H143ZM48 259H47V261H49ZM65 260H66V262H65ZM68 260V261H67ZM92 260V261H91ZM109 260V261H108ZM123 260V261H122ZM204 260H205V262L207 263V264H209V262H210V260H209V258H208V256H206L205 258H204ZM204 260H203V262H204ZM59 261V262H60ZM73 261V262H72ZM76 261V262H75ZM78 261V262H77ZM82 261V262H81ZM86 261H87V263H86ZM90 263H89V262ZM115 261V262H114ZM133 261V262H132ZM138 261H139V263H138ZM43 262V261H42ZM44 262H45V260H44ZM79 262H81V263H79ZM84 262V263H83ZM92 262V263H91ZM100 262H103V263H100ZM128 262V263H127ZM135 262V263H134ZM39 263V262H38ZM40 264V263H39ZM210 264H211V262H210Z\"/></svg>",
	"mask_w": 264,
	"mask_h": 264
}]
</instances>
